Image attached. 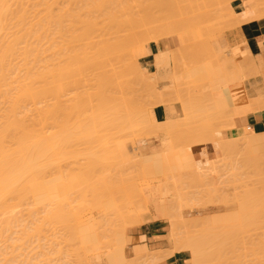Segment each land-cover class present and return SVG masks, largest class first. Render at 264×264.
Returning <instances> with one entry per match:
<instances>
[{"label":"rangeland","instance_id":"1","mask_svg":"<svg viewBox=\"0 0 264 264\" xmlns=\"http://www.w3.org/2000/svg\"><path fill=\"white\" fill-rule=\"evenodd\" d=\"M27 1H32V0H26V2L23 1V4L24 3L25 4L26 3L27 4L30 3L27 6L24 4V6H26V7H29L30 6L31 9L33 7L36 8L34 11H36L37 13H35V12L33 13V11H32L33 9L31 10V13H30V14H34V16L31 15V18L33 17V19H34L35 16H36L35 19H37L38 18L37 15H39L40 12L42 13V11L44 12V10H45L44 8L47 7V6H45V7L43 6V5H47V4H44V1H42L43 4L42 3H37V6L40 4V6L43 7V9L41 7V10L39 12V9L37 10L38 7H35L37 1L34 2L35 4L32 7H31V5L33 4V2H27ZM48 1H50L51 4H52V1L51 0H48ZM48 1L46 3H49ZM53 1H54V4H55V0H53ZM57 1H58V3L61 6H63L64 3L68 2V0H66V2H65V0H57ZM57 1H56V6H57ZM61 1H64L63 4H61ZM92 1L89 2V5H90V3H91V5L95 4V2H94L95 0L93 1V4H92ZM96 1H98V0H96ZM113 1L115 2V0H113ZM126 1L127 0H122V2H126ZM134 1L135 0H133V1L131 0V2H134ZM141 1L143 3V4L140 3L141 6L138 5L139 2L137 3V8L139 6V12L140 13L136 12L137 8L134 7V5H135L134 3L136 1L133 3V7H132V5H128L129 4L128 3L129 1L126 2V3H128L127 5L130 6V7H132V9L134 8L133 9V12H136L139 15L141 14V12H145L146 8H148V4L149 3L153 4V5L150 4L151 6L149 5L150 7L148 8L149 10L150 9L152 10V8L154 6V0H153V3L152 2H149L148 4H146L147 6L145 5L146 6L145 10H144V8H142L143 11L140 10V7H142V6L144 7V4L146 2L144 3L143 0H141ZM144 1H150V0H144ZM180 1H182V2H180ZM180 1L178 3V1L176 2L174 0L175 3H178L180 5H183L184 4L183 3V0H180ZM186 1H188V0H186ZM192 1L193 0H189L188 1L190 5L192 4ZM198 1H202V0H198ZM210 1L211 0H209V2ZM38 2H41V1L38 0ZM71 2L73 3L72 0H71ZM81 2L82 3L79 4V6L81 4L83 5L81 7H76V5H77V3H79V1L78 2L76 1V4L75 5H73L75 2L73 4H71L70 1L67 3V4L70 3V5L74 7V8L73 7L71 8V6H70L71 9L69 8V10H71V12L73 14V17H71L72 15L69 16L70 19H71V22H72L73 19H75V18L77 19V17H78V16L77 17L74 16V15H77V14H74L73 13V10L74 9H77V8H81L82 9V7H84V0H81ZM99 2H97L95 4V6L97 5V10H98V4H99ZM114 2H111L110 3V0H109V5H111ZM159 2H160V0L157 1L156 4L159 3ZM163 2L166 3V0L163 1ZM188 2H186V3H188ZM209 2H207V3H209ZM101 3L104 4V1H101ZM101 3L99 5H102ZM106 3H108V0L106 1ZM170 3L168 2V4H170ZM59 4H58L59 7H57V8H56V6L53 7V9L50 8V10L51 9L53 10V11L51 10V12H54L55 11V8L59 11V9L62 8V7H60ZM85 4H86V2H85ZM121 4L123 5V7L121 6ZM164 4L162 5L163 7L160 6L161 8L157 4L156 7L154 6L153 9H155V11H157L159 9L160 10L162 9V11H163V9H165L164 13L165 12H170L169 7L168 6H165ZM189 4H187V5H189ZM193 4L195 6L194 8L197 9V12L200 14V11H198V10H201V8H199V7H201L202 4L200 6H198L197 8H196L197 5L195 3H193ZM49 5H50V3H49ZM105 5H107V4H105ZM117 5L119 7H122V10H123V8H125L124 5H126V4L121 3L119 1V2H117L116 6ZM180 5H177V6L180 7ZM187 5H185V6L187 7ZM204 5H205V3H204ZM204 5L202 6L203 8L205 6H207V5H205V6ZM233 5H236V4H233ZM107 6H105L104 9H101L100 8L101 6H100L99 7L100 10H98V11H101V12H102V10H103V12H104V10L107 11L105 9V8H107ZM157 6L159 7V9L157 8ZM164 6L165 7H168L167 9H169V10H167ZM173 6L176 7V5H173ZM86 7L88 8V2H87V6ZM112 7H113V5H112ZM190 7L188 9H190ZM47 8H49V6ZM89 8L93 9L92 6L89 7ZM102 8H103V6H102ZM109 8H110V13H111V12H113V10L111 11V9H115L116 7L115 8L114 7L111 8V6L110 7L108 6L107 9H109ZM126 8H128V7H126ZM172 8H171V11H174L173 10L174 8L173 9ZM194 8H191L189 11H187V13L190 12V11H193L192 12L193 15H196V12H194V10H195ZM81 9L79 11H81ZM91 9H89V10H91ZM95 9L96 8L94 7V10ZM116 9L114 11H116ZM185 9H187V8H185ZM192 9H194V10H192ZM47 10H49V9H47ZM57 10H56V13H57ZM64 10L62 8V10H60V11H64ZM67 10L64 11L65 14L69 11V10L68 11ZM97 10H95V11L97 12ZM119 10H120V8H118V11ZM149 10L146 11V13H142V15L144 14L143 15L144 19H143L142 15L139 16L140 18L142 17L141 19H139V17H137L138 14L135 15L136 13H133L131 11L133 13V15H135V17H136L137 20H134V16L133 15L131 16L133 18H131L130 16L128 17V15H129V9H126V12L128 13V14L125 13L126 15L125 14H123V15L121 14L120 15L119 13H123L121 11L119 13L116 12L120 16L128 17V19H130V22H131V25H129L128 23H130V22H128L127 23L128 26L126 24H124V26L123 25L122 26L124 27V29L126 28L125 26H127L126 30L127 31L129 30L128 32H130V30H131V32H132V33L130 32L131 35L129 36V34L127 33V35H128L127 37L130 38L132 36L133 37L132 40L131 39L129 40V38H126V34H125L124 29H123V32H124L125 35L124 34L121 35L122 38H123L121 40H125L126 39V40L131 41V43H137L140 40V38L143 39L142 41H144L145 40L144 38H146V36L148 37V35L150 36V33L152 34V33L155 32L154 34H156V32H158V31L159 32L162 31L163 33L164 32L165 33L168 32L169 29H167V27L170 24H172V23H170L168 26L166 25V23H164V26H163L162 24L161 25L159 24L161 22H156V21H162L163 18L167 19V17L169 15H171V13L170 14L168 13L169 15L166 17V14L163 15L162 14L163 12L161 11V13H160L161 14V17L159 16L160 14H158V16H159L158 17V16H154L156 13L154 14V12L152 10V15L155 17L154 18V17L151 16V11L149 12ZM160 10L157 13H159ZM182 10H183V8H182ZM29 11H30V9H29ZM49 11L47 13H49ZM79 11L77 13H80ZM177 11L180 12L181 11L180 8H179V10H176V12ZM201 11L203 12V9ZM71 12H69V14H71ZM85 12L86 11H84V12L81 11L82 17L84 15L86 16ZM88 12H86V13H88ZM44 13H42V14H44ZM56 13H55V15H56ZM59 13H61V12H59ZM104 13H106V12H104ZM104 13H102V14L104 15ZM149 13H150V15H148ZM185 13H184V16L187 15V14L185 15ZM42 14H41V16H42ZM65 14L62 13L60 15L65 16ZM98 14L99 13H97V17L95 19L93 17V19L95 20V22H96V19L97 18H98V20H100L99 17L102 16L101 13H100L101 16L98 15ZM111 14H109V18H110V15ZM145 14H147L148 16H151L153 18V20L158 24V26H157V24H154L153 22H151V24L153 26V29L155 28L154 30H157V28L160 25V27H159L160 29L158 28L159 30H157V31H154V30L151 31L152 30V26L150 27V25H148V24H150V21H149L150 18L147 19L148 16H146ZM191 14H189L188 16H190ZM50 15H53V20L56 19V16H59V15H56L55 16L54 13L53 14H50ZM88 15L90 16L92 14H88ZM95 15H93V16H95ZM106 15H104V16H106ZM114 15L116 16L117 14H114ZM119 15L116 16V18H120ZM203 15H205V14H203ZM43 16H42V18H43ZM45 16H46V17H44L45 18L44 19L45 20L44 21L45 22V25H47V27H48V24L51 25V26L48 27V29H50V32H51V30L53 28L55 29V25H56L55 24V21H53L54 24L52 25V23H51L52 17H51V19H50L51 21L49 23L48 22L46 23L47 18H48L49 15L48 14H45ZM67 16H68V14H67ZM80 16L81 15L79 14V19L81 18ZM89 16H87V17H89ZM104 16H103V18H104ZM59 17H57V18H59ZM111 17H113V19L115 18L113 15ZM191 17H189L188 19L190 20ZM193 17L195 18L196 16H193ZM211 17H213V16H211ZM122 18L124 19V17H122ZM159 18H162V19L160 20ZM172 18H174V17H172ZM175 18H177V17H175ZM175 18H174V20H175ZM179 18L180 19L181 18L183 19L182 16L179 17ZM186 18H187V16H186ZM40 19H37V20H40ZM59 19H62V16ZM65 19H67V21H70V19L68 17L67 18L64 17V19H62V20L66 22ZM76 19L73 20V21L74 22H79V19H77V20ZM88 19L89 18H87L86 20H88ZM113 19H110V20L107 19V20H109V21L112 20L113 21ZM126 19H124V22L128 21ZM142 19L143 20L146 19V20L144 22H142ZM157 19H159V20H157ZM170 19L171 18H169V20H166V21H170ZM191 19H193V18H191ZM206 19H209V18H206ZM37 20L34 21L35 23L32 20L33 25L34 24L37 25L36 24ZM83 20H84V18L82 19V22H83ZM131 20L132 21L134 20V21L132 22ZM174 20H171L170 22H172ZM202 20H204V19H202ZM214 20H215V18L213 19V22H216V20L218 21V19H216L215 21ZM219 20H220V22H218V23H221V24H218V23H212V24H214L215 26H219L220 25V27H216L215 28L211 24L210 27H209V29H211V27H212L211 30H212L213 33L214 32H217V34L218 33L223 34L224 36L222 35V39H224V38L228 39L230 41L231 45L234 44V43H236V42H238L239 38L237 36V33L236 32L235 33H230L228 31V29H225V27H224L225 26L224 20H222V19H219ZM61 21H59V22L61 23ZM63 21H62V23H63ZM101 21H100V23H101ZM104 21L105 20H103V22ZM121 21H122V19H121ZM176 21L179 22L180 20L176 19L175 20V23H176ZM185 21L187 22V19ZM191 21H193V20H191ZM196 21H198V20H196ZM56 22H57V20H56ZM118 22L116 23V21H114L113 22L114 24L112 23L113 24L112 26L116 28L115 25H117ZM135 22H136V24H135ZM141 22H142V24H140ZM193 22H192V24H193ZM68 23L69 24H72L70 22H68ZM79 23L81 24V22H79ZM83 23H85V21ZM144 23H145V28H142L144 26L143 25ZM180 23H181V21H180ZM198 23H197V25L196 24L193 25L194 26L193 28L190 26L191 23H188V24L185 23V24H187L188 27L190 26V28L187 27L189 30L190 29L196 30V31H198V33L200 35L199 38L196 41L195 40H192V41H195L196 43L195 42H191L190 43L191 45L187 43L188 44V47H191L192 46L191 47L192 48V53H191V50L188 51V53H187V51L184 52V49L183 48L185 47L186 43L173 45L171 42H165L164 41L163 42L164 49L162 50V54L159 57H153V61H154L153 64H154V67L155 68H153L152 71H154V73H150V72L147 71L146 73H144L142 75V76H144V77H142L143 78L142 81H140L138 79V77H136V79H134L135 76H133V75H127L126 74L127 76H123L121 74V73L124 74L126 72V70H128V69L125 70V66H127V65L130 66V63H131V67H134L135 66V62L137 60H135L133 58V56H132V58H133V60H132V59H130V57H126L128 55L123 56L119 52H117V55H120L121 57H124L125 59L128 58V61L127 62H129V63H127V62H121V61L120 62L119 61H116V58H117L116 54L111 55L112 56L111 57L112 59H110V60H112L111 62L109 60H108L109 61L108 62L105 59H104V62H103V59H102L103 64H102V62H100L101 64L100 63H96V64H100V65L93 64L94 63L92 61L93 59H91L90 62H92V65H90L89 62H87V63H89L90 66H93V65L95 67L97 66L95 69H91L92 67H90V69L88 70L89 67H87V65H85V67L87 68V71H84L86 69H84V67H82V69H83L84 72L81 69V71H80L81 73L80 74H79V72H77V74L76 73H73V74L70 73V74H72L70 76L73 77L75 80L73 78H70L69 79V82H71V83L68 82V85L71 84L73 87H75L76 85L74 86L72 84V81H78V79H79V81H78L79 83L78 82H75V84L78 83L77 86H79L80 83H81L80 86L82 87L83 85H85L84 88L83 87L82 88L81 87H77V88H74L73 89L70 86V88L72 90H69L70 88L68 86H67L68 89H67V87H65L67 84H65V86L63 85L65 82H67L65 80V81H63L64 82L63 84H61L62 82L60 83L61 85H63L68 90L67 91L62 86L66 90L65 95L63 93V92H65V90L63 91V90L59 89V88H62L61 85H60V87L58 85L59 88L55 85V87L58 88L57 90L58 91L61 90V92L63 93V96L61 95V97H64L63 98L64 100L61 99L60 95H59L60 99H57L58 96H57V98H54L56 96L55 93L57 92V91L55 92L56 88H54V86H52L53 87L52 88L53 89L52 93H50L52 89L49 90V91L47 90L48 93H49V95L52 94V95H50V97H49V95L47 97V99L48 98H50V99L46 100L45 99L46 98L45 97L46 95L44 96L43 99H41L43 101V103H44V101H48L46 103V106L44 105L45 103L43 104L41 100L38 101L37 99H35V101L37 100L38 103H36L35 106L33 104V108L31 106V108L33 109V110L31 109V111H32L31 113L34 116H35V111L34 110H36V108L34 109V107H36V105H38V104H39V106H41V108H39V109H44L46 112H48V109L49 108L51 110V112L50 111L48 112V119H51V120H48L50 122L46 126L47 128H45V125L46 124L45 125L43 124V125H39L38 126L41 129V131H42V127H40V126H44L43 127V131H45V133H47L46 135H47V138L49 139V141L47 140L48 141V144L49 145L50 144H54V141L57 140V138H56L57 136H58V138L59 137L61 138V136L62 137L64 136V141L62 140L63 143L61 142V140H60L61 143L59 141H57V142H59V148H60V151L59 152L57 151V154L58 155L60 154L59 156L57 154H55V150L58 149V148L56 149V146L58 144L56 143L57 145L55 146V148H52L53 145H50V148L52 149V151H54V153H52V151L50 149L49 152H51V153H49V157H48V161H47V163H48L47 172L45 171L46 172V174H45V172L43 170L44 173H41L42 175L45 174V177H44L45 179L42 177L43 178V181H42L41 178L39 180L37 177H35V174H34L33 178L35 177L38 180L35 182L34 181L35 179L33 180V178H30L31 179V181H30L31 183L29 182V184H28L25 181L24 178H26V179L28 178V180H30L29 177H30L31 173H33V171H31L29 177H28V173L29 172H24V173L27 174V177H26V175H24L23 178H20L19 179L20 181L18 180L19 182L16 181L18 183H15L17 185V186L15 185V186H16V188L18 190V184H20L21 181L24 180V184H26L25 190H27L26 192H28L27 195H26V192H24V194L26 196H29L30 189H31V191H34L33 192L34 195H31L30 194L31 196L27 197L28 198L27 199L25 195L22 196V194H23V192H21L22 189L21 188L19 189L20 191H18V192H20V194L22 196L21 197L22 200H23V197L25 196L24 198H26L27 201H28L27 202L24 199V201H23L24 203L23 204H21V201L22 200H21V198H19L20 194H18V192L16 191V195H15V198L16 199H15V201L18 204L16 205V202H15V208L17 209V210L15 209V217H19L20 214L22 216V213H24V215L22 216L23 219L21 218V216H20V218H15L16 219V221H15V225H16V227H15V252L17 251L16 254H15V258L18 261V262L15 261L16 262L15 264H17V263L18 264H20V263L22 264V260H20L22 258L24 260L23 261L24 262L23 264H30L29 262H32L31 264H34V262H36L35 264H89L90 263L89 260L91 258H93L94 255H96L101 261L97 262L94 259L93 260L94 262L92 261L90 264H93V263L95 264V261L97 262L96 264H165V261H166L167 258H169L170 256H172L176 252H181V251H187V252H189V257L190 258L186 261V264H193V263L195 264V260H194L195 257L193 258V256H195V255H193V253H192L193 252V249L191 250L190 248L191 247H194V245L197 242H199V239H203L202 236H204V233L208 229H210L208 231H210V233L212 232V236L213 235H216L217 231H218L219 235L216 236L217 238H216V240H215L214 243H216V242L217 243L215 245L212 242V240L214 241L213 237L210 236L212 239L208 242L210 244H208L207 248L208 247L209 248L212 247L211 248V251L212 250L213 251H215V250L216 251H221V247H222L221 244H222V242L224 243L228 239H225V241L223 240V237L220 236V235H222V233L224 231V228H221V229H219V228L222 226V224H224V225H228L229 224V222L231 220V218L229 219L230 212H232V213L234 212L233 214H235V215H233V216L234 217L235 216L238 217V215H236V214L240 213V210L239 209H241V208L243 209V210H241V211H243L242 212L243 215L240 218H241V220L243 219V221H244V222H242V221L240 222L241 225H243L244 223L247 225L248 222L250 224H249V226L247 225V228H246V225L245 224L243 225L245 227L239 226V225L235 224V226L236 225L239 226L240 228L239 227L238 228L240 230H242V232H245V233L243 234V238H244L243 239L242 238V235H241L242 232L239 231L237 233L238 235L236 236V238L234 237L235 238L234 241L235 242H237V241L243 242V243H240V242L236 243L237 246H239L238 244H240V246L242 244L243 247H240L239 246L238 249H240V250L238 252L233 253V254H231V253L228 254V260H225L224 258H222L221 256H219L218 258H220V260L218 258H215V260H212L211 262L209 261V263H207V264H254L255 262L258 263V261L260 262L259 264H261V263L264 262V252H263L264 251V247H263V245H264V240H263L264 239L263 238L264 237V235H263L264 234V226L261 227L262 225H264V224H262V222H264L263 221L264 220V218H263L264 217V205H263L264 204V147L263 148L252 149V151H251L246 146L245 141H243L242 139H239L238 138V140H236L235 139L236 136L235 137H232L230 135L226 136V133L225 132L227 131V129H226L227 128L226 127L227 125L226 124L228 122L227 121L228 112H226V109L222 111V107L219 109L218 112H217V110L216 111L215 110H211L210 111L212 102L210 101V98H209V95H210L209 90L211 92H215L216 90L217 91L220 90L218 88L216 89V88L210 87L211 84L214 83L217 80L216 78H218L219 76H221V78H219V81L222 82L223 80L221 81L220 79H223L222 77H223L224 74H225V76H231V77L232 76H236L235 77V79H236L238 73L236 74V71H234L235 72L234 73L235 75H234L233 74V71H232V75L229 74L227 71H230V68H227L226 71H225V69H223L225 72H223V70H220L218 67H215V68L214 67L213 68L210 67L211 70L210 69H207L206 70L207 65H209L208 63H214L215 60H213L214 59L213 58V55H212V60H211V58H209L208 61L205 60V58H207L205 56H207V55H210L211 56V54H213L212 50H208V48L211 49V47H212L211 45L212 44L209 45V44H207V42H203V39H205V41L208 40V39H206L207 38L206 35H205L206 38L203 37V34L201 33L200 29L198 28ZM63 24H64V28L68 27L67 25H69V24H66L65 25V23H63ZM75 24H77V23H75ZM87 24H89V23L87 22ZM122 24H123V21H122ZM132 24L134 25L133 27H132ZM153 24L156 25V27H154ZM178 24L176 23V25H178ZM185 24L184 25L182 24L181 26L180 25L175 26V24H174V26L173 25H170V26H172L171 27L172 29L174 27V29L173 30H170V31H172V32H178L180 29H183V26H185ZM216 24H218V25H216ZM35 25L33 26L34 28H35ZM96 25H98V24H96ZM110 25L107 24V25L103 26V24H102V27H105L106 28L107 26L109 27ZM120 25H121V23L119 22V25H117V28L120 27ZM136 25H138V26H136ZM52 26H53V28L51 29ZM73 26L72 27L69 26L70 27V28L68 27L69 29L68 28L64 29L65 31L67 30L66 31L67 34H68L67 37L69 36V33H68L69 30H70V32L73 33V30H75L76 27H77V25L74 26V29L72 30L71 28H73ZM84 26H85V24H83L82 26H79L78 27L79 30H80L81 27H83L85 29L87 28L86 26L85 27ZM161 26L162 27H165L163 29L164 31L161 30L162 29ZM57 27L58 26L56 25V28ZM60 27H61L60 30H62L63 29L62 24H60ZM91 27L93 28V31H92V28H90L91 31H92L90 33H93L95 30L97 31V29L99 28V25H98V28L95 27L96 29H94V25L91 26ZM123 27H120V28H123ZM136 27L137 28L139 27L138 29L141 28L140 31L145 30L146 28H148L147 30L144 31V33H146L145 34V37L143 36L144 35L143 31H142V33L140 32V34H142V35L138 34L139 36H142L144 38L140 37L138 39V35H136V34L139 33V31H138V29H136ZM176 27L177 28L179 27L180 29L175 30ZM227 27H228V25H227ZM37 28L34 29V30H37ZM59 28H57V31H60ZM78 28L76 30H78ZM105 28L102 30L103 32H106L108 30H112V27H111V29H110V27L108 29L106 28V31H105ZM117 28H116V30H118ZM134 28H135V30H134ZM149 28H151V29H149ZM46 29H44V31L41 29L42 30V32H41L40 31V28H39L38 29L39 32L38 31H35V32H33V35H34V33H38L40 37H38L37 34H36V38L39 39L42 36H44V37H42L43 40H44V38L46 37L45 34H47L48 36L51 35V34H54L53 32L55 30L54 31L52 30L51 34H49V31L47 33V30ZM85 29H83V30L81 29L82 30V33H83V31ZM90 29H88V30L90 31ZM81 30H80V33H77V34L82 35L81 34ZM75 31H74V33H75ZM99 31H100V29L97 32H99ZM102 31H101V33H102ZM121 31H122V29H120V32L119 33H121ZM146 31L148 32V35H147V32ZM40 32H41V34H40ZM76 32H78V31H76ZM86 32H87V29H86ZM86 32L84 31V36H85V33ZM108 32H111V31H108ZM108 32L105 33V37L107 36L106 34L109 35ZM112 32H116V31H113L112 30ZM112 32H111V35H112ZM117 33H118V31H117ZM55 34H57V32ZM55 34H54V37L55 38L52 36L54 38V40H53V38H51L49 36L50 37V40H53L52 41L53 43L50 41L51 44L49 42V37H46V41H47V38H48V42H49V44H47V45H50V46H46L45 45V42H44L43 44L45 45L46 48L48 47V49H49V47L53 46V44L56 45L55 48L58 47V46L61 47L62 45L65 46L64 43H62V45H60L59 43H61V41L65 42L66 37L63 39V37L57 35V36L60 37V40H61L59 42V40L56 39ZM59 34H62V31ZM64 34L65 33H63L62 35L64 36ZM88 34H89V32H88ZM88 34H86V35L89 36ZM113 35H114V33H113ZM113 35H112V37L109 36L110 37L109 38V41L112 40L111 38H113ZM71 36L73 37L72 34H71ZM90 36H91V34H90ZM92 36H93L92 38L95 37L94 43L95 42L98 43L99 41H102L100 39H102L104 37V35H103V37H101L99 39L97 37V33H96V36H94L93 34H92ZM98 36H101V35L98 34ZM121 36L119 34V37L120 38H121ZM124 36H125V39H124ZM134 36H135V38H134ZM136 36H137V38H136ZM31 37H30V39H31ZM74 37L72 39H74ZM79 37L80 38H83L82 36H79ZM36 38L34 39L36 41H34V40H31V41L34 44H35V42H37V43L39 42L40 44H42L41 43L42 42V40H41L42 38L40 39L41 42L39 40H37ZM69 38H70V36H69ZM69 38H67V39H69ZM75 38L77 39V37H75ZM88 38L85 37L83 40L86 41ZM55 39H56V41L58 40V42H56L57 44H59L58 46H57V44L54 43ZM70 39H69V41H70ZM76 39H75V41H76ZM96 39H99V41H97ZM103 39L105 40V38H103ZM135 39L136 40L138 39V40L135 42ZM77 40H78L79 43L83 41V40L82 41H79V38ZM89 40L90 39H88V41ZM93 40H91L89 42L87 41V43H90ZM104 40L101 43H104L106 41V40L105 41ZM126 40H125V42L122 41V42H124L126 44V46H124V43H122V42H119V43H120V45L122 43V45H123L124 48L127 47V50H126V52H127L128 49H130L133 44L130 45V42L129 41H126ZM133 40H134V42H133ZM115 41H119V40H117L115 38ZM115 41H113V42H115ZM201 41H202V44L200 43ZM67 42H68V40L65 43H67ZM78 42H74V44L75 43H78ZM113 42H112V45L114 44ZM37 43H36V45L38 46ZM72 43H73V41H72ZM119 43H117V45H119ZM203 43H204V45H203ZM230 43H225L226 47H230ZM74 44H73V47L74 46L76 47L78 45H82L83 43H80V44H77V45L76 44L74 45ZM98 44H100V42ZM104 44L106 45V43H104ZM128 44H129V46H128ZM44 45H39L41 48L39 46L38 47L40 49H43L42 46H44ZM68 45H70V42L68 43ZM103 45H101V46H103ZM198 45H200V46H198ZM101 46H100V48H101ZM113 46H115V45H113ZM68 47L69 46H67L66 48H68ZM117 47H120V46H116V48ZM195 47L198 48V49H196ZM46 48H44V50ZM66 48H64L66 50V52L64 51L66 54H68L67 53L68 50L69 51L71 50L70 52L73 51V49H71L70 47H69L70 49L69 48L66 49ZM134 48L135 47H132L131 50H133ZM202 48H203V50H202ZM50 49H52V48H50ZM188 49H190V48H188ZM227 49H229V48H227ZM102 50H104V49H102ZM113 50H111V51L113 52ZM197 50H199L198 52H200V54H198L199 59L201 58V56L203 58V55H201V54H203V53L206 54L207 52H209V53H207V55H204V59L203 60L193 61V59H195L197 57V54H196ZM105 51H103V52H105ZM115 51H117V50H115ZM203 51H206V53L203 52ZM42 52L44 53L46 51H42ZM103 52L101 53L102 55L105 54V53L103 54ZM166 52L175 54L176 55L175 58L172 59L171 58V55L170 54L169 55L166 54ZM201 52H203V53H201ZM43 53H40V54H43ZM114 53H116V52H114ZM183 53H185V54H183ZM40 54H39V56L41 57ZM52 54H54V53L51 52V55ZM70 54H68V56H70ZM47 55H48V57L50 56L51 62L49 64H47L48 62H46V64H47V66L50 67V65L51 66L53 65L52 58H54L53 60H55V57H53L55 55H53L52 58H51V55L50 54L45 53V58H46ZM114 55L116 57H113ZM183 55H185V56H183ZM43 56H44V54H43ZM43 56L41 57L42 58L41 59L42 61H43V59H45ZM120 56H118V57H120ZM193 56H194V58H193ZM59 57H62V56H59ZM142 57H144V56H140L139 57V59H138L139 63H140V59ZM190 57L193 58V59H191ZM62 58H58V59H62ZM68 58L69 57H67L66 59H68ZM113 58L115 59V61H113ZM48 59L46 58L45 60L48 61ZM50 59H49V61H50ZM98 59H96V60H98ZM122 59L123 58H121L119 60H122ZM35 60H37V59H35ZM35 60H34V63H40L39 60H38V62L37 61L35 62ZM63 60H65V59H63ZM209 60H211V62ZM61 61H60V63H62ZM98 61H101V60H98ZM106 61L108 63H110V65L113 64L115 66L112 65V67H111L110 65H108V63ZM244 61H243V59L240 61L242 63V65H243V67H244V63H245ZM246 61H247V58H246ZM63 62H65L63 64L66 65L67 62L69 63V60H66V61H63ZM105 62L107 63V65H105L106 64ZM240 62H238V63H240ZM34 63H33V65H34ZM55 63L58 66V63L59 62H55ZM60 63H59V65H60ZM124 63H125V66H124ZM126 63H127V65H126ZM46 64L44 63V66H42V67H44V68L46 67L47 68V66H45ZM63 64H62V67L64 66ZM71 64H72V62L70 61V64H67V66H69ZM121 64H123L122 67H124L123 70H125L123 72L121 71L122 70V67L120 69ZM247 64H248V61H247ZM36 65H38V64H36ZM40 65L41 64H39L38 67ZM72 65L69 66V67H72ZM101 65L102 66L103 65L107 66V67H105V66H103V67H105V69L108 68V69H106V70H108V72L105 69L104 70L99 69V68L102 67ZM57 66H55V67H57ZM60 67H61V65L57 69H60ZM110 67H111V69H110ZM113 67H114V69H112ZM116 67H118V68H116ZM34 68H35V65H34ZM37 68H36V71H38V69H39V68L38 69ZM44 68H42V71H43ZM52 68L53 67H51L49 69L52 70ZM67 68L65 69L66 72L68 71ZM75 68L72 67V69H75ZM97 68L100 70V72L97 71L98 70ZM126 68H128V67H126ZM244 68L247 69V70H245V76L247 78L245 80L243 79L244 80L243 83L245 85L247 82H249L253 78L254 75H252L253 73H252V71H250L251 69L249 70V68H251V65L250 64L248 66L245 65ZM116 69H117V71H116ZM40 70H41V68H40ZM90 70H92L93 72L90 71ZM94 70H95V73H94ZM131 70H133V69H131ZM77 71H78V69H77ZM205 71H207L208 74H209V71H211L212 73H217L219 76H216L215 78H210L209 79L208 77H205ZM59 72L57 73L58 75H56V74L54 75V73L52 74V75H54V77H56L55 79L53 77V79L55 80V82L56 81L58 82L60 80V77H59V80L57 78V76H60L59 74L61 72L60 73ZM62 72L64 73V71H62ZM98 72H99V76L101 78L98 77ZM101 72H102V76H101ZM115 72L116 73L117 72L118 73L120 72V73H119V75H117V74L114 75ZM129 72L131 73V71H129ZM218 72H220V73H218ZM106 73H107L108 76H106ZM130 73H128V74H130ZM111 74H113V75H111ZM47 75H48V73H47ZM135 75H136V72H135ZM48 76L50 77L51 75H48ZM95 76H97V77H95ZM103 76H105V77H103ZM116 76H118L117 77V80H115ZM49 77H48V80L49 79L53 80L52 77H50V78ZM112 77H115V78H112ZM65 78L67 79V77H65ZM103 78L104 79L105 78L106 79L107 78L108 79L112 78L113 79V80L111 79L112 82L115 81L116 84H118V81L122 80L121 82H119V84H120V87H123V88L120 89V87L119 88L113 87V86L116 85L115 82H114L113 86H112V84H111V86L113 87V89L116 88L118 90V92L117 91L116 92L115 91L113 92V90L112 91L111 90L108 91L109 89H111L110 88L111 86L108 84L107 87L108 86H110V87H108L109 89L107 90L106 94L104 93L106 90L105 89L102 90V91H104L103 92L104 94H103L100 91L102 88L99 89L98 88V85H100V83L103 82L102 84H105L104 87L107 88L106 87V83H109V82H106V80L105 81H102ZM132 79H133V81H132ZM137 79H138V81H136ZM93 80H95L96 82L93 81ZM97 80H99V81H97ZM100 80H101V82H100ZM232 80H234V77L232 78ZM47 81H46V83H47ZM80 81H82V82H80ZM124 81L126 82V84H125ZM127 81H129V82H127ZM97 82H100V83H97ZM104 82H106V83H104ZM133 82H134V84H133ZM52 83H53V81H51V84ZM93 83H95V84H93ZM135 83H136V85H135ZM36 84H38V81H35V83H34V88L36 90L38 89V87H40V86L42 87V85H40L42 83H39L40 86L37 85L38 87L36 86ZM51 84H50V80H49L48 81V85H51ZM57 84H59V83H57ZM124 84H125L126 87H124ZM129 84H130V87H128ZM131 84H133V85H131ZM90 86H92V87H90ZM102 86L103 85H100L99 87H102ZM195 86H197V87H195ZM217 86H215V87H217ZM231 86H234V85H231ZM220 87H222V86H220ZM48 88H51V86L50 87L48 86L47 89ZM78 88H81V89H79L78 91L77 90L74 91L75 89H78ZM126 89H128V92H126L127 91ZM97 90H99V91H97ZM119 90H123L122 93ZM130 90H132V91H130ZM196 91H200V92L196 93ZM123 92H126V93H123ZM62 93H60V94H62ZM101 93H102V97L100 96ZM104 95H107V97L109 96V99L110 100L109 99L108 100H105L104 99L105 100V103H106V101L108 102V104H107L108 106H110L109 104H114V105H117V106H120V104H121L122 106L118 109V110H121V111L118 112V110H116L117 109V106L112 105V106L108 107L107 105H105L104 102H103L104 101L103 98H105L106 96L103 97ZM78 96H80V97H78ZM85 96H87V97H85ZM76 97L78 98V100H77ZM100 97L102 98V100H100ZM79 98H81V99L79 100ZM54 99H55V101L56 100L57 101L59 100L58 102H60V103H56V102L54 103L53 102ZM60 100L64 101V103L62 101H60ZM99 100L102 101V104H101V102ZM49 101H51V102L49 103ZM73 101H75V102H73ZM98 101H99V103H98ZM135 102H136L137 105H135ZM137 102H139V104ZM77 103L79 105H81V106L80 107L77 106ZM124 103H127V104L124 105ZM48 104L49 105L52 104V108L53 109L51 108V105L48 106ZM55 104H56V106H54ZM103 104H104V106H103ZM130 104H131V108L134 111L131 108L130 109H127V108L130 107ZM73 105H76L75 107L76 108L78 107V108L76 109ZM100 106H103L104 109L102 107H100ZM105 106H107L106 109H108V110L111 109V107H115V110L118 112V114H116L117 116L119 115L120 112H121L120 115L123 116L126 113L125 111H127V115L125 114L123 116V118L126 121H123L122 122L121 120H123V118L121 116H119L120 118H118L120 120L119 122H121V123H119V122L116 123L117 120L115 121L113 119L115 117L111 118L115 122H113V120L110 121L112 124H106L105 127L103 126L105 129L103 127H101L103 129L98 128V129H101L100 131H103L104 130L103 133H101V136L102 137H98L99 139L101 138V140H98L97 139L96 141H98V142H95V141L93 142L92 141L93 143L92 142L90 143L91 140L89 142H88V140L89 139H92L93 140V137L95 136V134L97 136V134L100 131L98 130V133L95 132V134H91L90 133L88 136L85 134L86 136H84V132H85L84 129L85 128H88L89 129V128H92V127L94 128L96 126L95 124H98L99 123V121H98V123H96L97 121L95 122L96 119H94L93 122H95V123H93L91 121V119H89V118H92V116H95L96 115L95 112L97 113V111H102V110L105 111L106 110L105 109ZM126 106H128V107H126ZM158 106L167 107L166 108L167 117H166V119L164 121H157L156 118H155L154 109L156 107H158ZM57 109L60 110V111H58ZM113 109L109 110L110 111V116H111V111ZM52 110L53 111L55 110V112H53ZM128 110H130L132 112H130ZM33 111H34V113H33ZM104 111H103V114H105V115H103V114L102 115L103 116H106L108 114V112H106L107 113L106 114V113H104ZM61 112L64 113V114H62ZM112 112H114V111H112ZM135 112H136V114H133ZM36 113H38V107H37ZM49 113H51V114L49 115ZM100 113H102V112H99V115H100ZM230 113L231 112H229V114ZM52 114H53V116L50 118V116ZM69 114H71L70 119H69ZM74 114H75V116H74ZM128 114H131V115L129 116ZM132 114L135 116L134 117V120L132 119V117H133ZM38 115L39 114H37L36 116L38 117ZM46 115H47V113L44 116V119L45 120H46V117H47ZM72 115H73V117H72ZM113 115H115V113ZM57 116H59V117H57ZM78 116H79V118H78ZM125 116H128V117H125ZM37 117H36V120L38 119ZM71 117L73 119L76 118L75 121ZM108 117L109 116L107 115L105 117V119L106 118L108 119ZM137 117H139V119H137ZM32 118L33 117L31 116V122L33 123L34 130H35L36 133H38L40 131V129L37 127V125L40 124V123H38V120L40 118L37 121L35 120V117L33 119ZM58 118H59V120H58ZM52 119H54V120H52ZM97 119H98V117H97ZM101 119H104V118L101 116ZM111 119H108L105 122H107V121H109ZM116 119H117V117H116ZM127 119H131V120H127ZM146 119L148 120V123H150V125L146 123V121H147ZM62 120H63V122H62ZM99 120H100V117H99ZM103 121L104 120H102L101 122L102 123H105ZM129 121H130V123H128L129 125H127V122H129ZM136 121H137V124H135ZM36 122L38 124H36ZM125 122H126V124H125ZM143 122L146 123L147 125H143L144 124ZM165 122L168 123L167 125L169 126V128H170L171 131L168 130L169 128H167L165 126ZM45 123H47V122H45ZM155 123H160V124H155ZM101 125L102 124H100V126ZM126 125H127V127H126ZM148 125H149V127H147ZM135 126L137 128H135ZM141 126H143V127H141ZM162 126L165 127V128H167V129L166 130H161L163 128ZM97 127H95V128H97ZM138 127L141 128V129L142 128L145 129V133L142 131V133L139 132L140 133L139 135L135 134L134 133L135 132L134 129L138 130L139 129ZM37 128L39 130L38 132H37ZM93 128H92V131L94 130ZM131 130L134 131V132L133 133L132 132L128 133V131H131ZM89 131H91V130H88V131L86 130L85 133H87ZM95 131H97V129H95ZM168 131H170L172 133L174 132L173 133L174 138H173V136H172V138L170 137L171 133H169ZM59 133H61V136H59ZM127 133L129 134L130 137L128 136ZM71 134H75L76 136H79L80 138L76 137V139L73 138L74 140H72V139H70L71 136H69L70 138L68 137V135H71ZM133 134H134V138L132 136ZM98 135H100V133ZM165 136H167V138L170 141V148L167 150V153L166 154H163V152L159 148V144H160L161 140ZM175 138H176V141L177 142L173 141ZM228 139H231L230 141L233 142V144L230 143V145H235L236 144L234 146V148H235L234 150L235 151L233 149L231 150V149L227 148L228 147V144L227 143L229 142ZM128 143L129 144L131 143L130 144L131 146H129ZM140 143H144V144L145 143H150V147H151L150 153L145 154V151L144 150H141V148L139 147ZM125 145H128L129 146V147H127V149H125V150H128V153L126 152L127 153L126 154L124 152L123 154H126L128 156V158H130V156L132 155V152H133V154L134 153L136 154V155H134V157L132 155L131 156L132 158H130L131 160H128V161L126 160V159H128L126 157V155H124V156L122 155V152L124 151L123 148L125 147ZM128 148L131 149V150L133 149V150L132 151L131 150L129 151ZM96 152L98 154H96ZM109 152L111 154H109ZM74 153L77 154V155L75 154L77 157H75L74 155H72L73 156L72 157L70 155V154H74ZM92 153L95 154V155H92ZM103 153H107V155H109L110 157L109 156L107 157V155H104ZM160 153L163 154V155H161ZM128 154H131V155L129 156ZM152 154L153 155H156V156H154V157H156V160H153L155 158H152V159L148 158L149 156H152ZM157 154H160L159 157L160 158L162 157V158L161 159L160 158L157 159L158 158V155ZM101 155L105 156V159ZM111 155L113 156V158H111ZM139 155L141 156V158L140 159L137 158V160H136L135 157H139ZM249 155L250 156L252 155L251 156L252 162H251L250 158H248ZM167 156L169 158H165ZM85 157H87V159H85ZM92 157H94V158L98 157V161H103V160L104 161H103V163L101 162L102 164L100 163L101 165L100 164L97 165V163H99L98 161L97 162L95 161V160H97V158L94 160V162H96V164H94V162H91V158ZM125 157H126V159H125ZM143 157H145V158H143ZM142 158L144 160H142ZM147 158L150 159V161L153 160L152 161V165H154V164H156V165L149 166V165L145 164V163H148V161H146V162H143V161H145V159H147ZM163 158H165L164 159L165 160V163H164V161H162ZM88 159H90V161ZM132 160H133V162H132ZM134 160H136L137 162L134 161ZM87 161L91 162L92 164L91 163L88 164ZM130 161L134 164V166L132 165V163H130ZM154 161L155 162L157 161V162L155 163ZM160 161H162L163 163H161ZM245 161L246 162L248 161V162L246 163ZM134 162L137 163V164L135 165ZM128 163H130V166L128 165ZM141 163H142V167L144 165H145V167L149 166V167H147V169L144 167V171L146 170L147 173H143V175L144 176L145 175L148 176V172H149L150 176H148V177L147 176L144 177L143 175L141 176L142 171H143V168L141 169V166H140ZM87 164H88V166H87ZM93 164L96 165L95 168H93L94 167V166H92ZM91 166L93 168L92 171H91V168H90ZM135 166H137V167H135ZM166 166H168V167H166ZM87 168L90 169V170H88ZM152 168H153L154 172H153ZM149 169H150V171H152V173L149 171ZM38 170H41V169H38ZM137 171H139L141 174H139V176L133 175L135 173L137 174ZM15 173L17 175L19 174V172H15ZM41 174L39 173L37 175H39V177H40ZM129 175H131V176H129ZM20 176H21V174H20ZM72 177H75L76 180L73 181V179H75V178H72ZM135 177H137L138 179H135V180L133 179L134 181H132L131 178H135ZM151 178H153V179H151ZM56 180L59 183H61V187L60 188H59L60 184ZM38 181L39 182H42V183H39ZM37 182H38V184H36ZM55 182H56V184L53 185ZM149 182H150V184L153 187L155 186L157 188L159 186L158 187L159 188L158 191H160V192H162L163 190L164 191L167 190V191H165L166 194H164V191H163L162 194L159 195V198L162 199V200H164L165 204L168 203L170 205V208L167 207V206H169L168 204L165 205V207H167L169 211L171 209H173L174 207H175V210L177 209L176 212H174V209H173L171 213L169 212L170 214L174 213L173 214L174 217L175 216H176V218L179 217V219H181V220L184 219V220H182L183 222L185 220L190 219L191 220L190 222L192 223V228L194 227L193 224L195 223V222H192V221L197 219L196 221H197V223H199V224H197L198 227L196 229L193 228V229L197 230L196 233H198V235H196V237L194 235L195 233L192 231L193 229L191 228V223H190V225H189V223H187L188 225L186 224L187 226L185 228H186V231L188 233H185V230L183 229L184 230L183 236L182 235H178L177 236V239L175 240L177 242H174V240L172 238H170L169 235H168V232L170 231V222H169L170 220H168V221H165L166 224H162L163 225L162 234L164 235V237H161L159 239V242H158L157 246H149V245L147 246L145 243H142L144 241V239L142 238V236L139 237V235H140V233L143 230V226L140 225V223L137 224V222L139 221V222L143 223L144 225L147 222V215H148V212L149 211L146 210V207L143 208V206H145L146 203L143 202L144 200L141 202L142 198H140V197H141V193L144 190V188H146L148 186H149L150 189L152 188V186H150ZM132 183H135V184H132ZM162 183L164 184V186H163ZM24 184L22 183V185H24ZM40 184H42V185H40ZM49 184L52 185L53 187L51 186V188H50L49 187L50 186ZM165 184H166V186H165ZM20 185H19V187H21ZM43 185H45V187ZM63 185H65V186H63ZM132 185H135L134 187H136V188H132L133 187ZM32 187H34V189L36 191ZM35 187H38V188H35ZM16 188H15V190H16ZM40 188H41V190L44 193H42V191H39ZM49 188H50V190H49ZM52 188H54V189H52ZM55 188L56 189L58 188L57 191L55 190ZM44 189H45V191H44ZM51 189H52V191H51ZM25 190H23V191H25ZM53 190H55V192ZM58 190H60V192H58ZM219 190H221V191H219ZM222 190H224L223 191L224 194L221 193ZM227 190L230 192L229 194L226 193ZM248 190H250V191H248ZM255 190H257V191L255 192ZM48 191H49V194L50 195L49 194L47 195ZM128 191L129 192L131 191V192L129 193ZM140 191H141V193H139ZM177 191L179 193H177ZM246 191H247L248 194L251 193V191H253V192L251 194H249V196H248L247 193H246ZM52 192H54V193H52ZM35 193H36V196H35ZM239 193H241V194H239ZM43 194H44L45 197L43 196ZM222 194H223V196H222ZM230 194H232V195L230 196ZM41 195L44 197V199H47L46 200V203L43 202L45 200L43 199V197ZM51 195L53 196L54 199L52 198ZM239 195H242V196L239 197ZM16 196L21 201H19ZM32 197L33 198L35 197V199L37 197H39V198L33 201L32 200L33 199ZM136 197L139 198V199H141V200L137 199ZM224 198H226V199L223 200ZM251 198H253L254 200L251 199ZM39 199H41V200H39ZM108 199H110V200H108ZM130 199H132V200H130ZM238 199H240V201ZM255 199H257V200H255ZM37 200H38V202H37ZM243 200L246 201V203L253 202V203H251L252 206L250 205L251 206L250 209H253L254 208L253 212L255 214L252 212V210H251V212H252L251 213L249 209H246L245 208L249 204H246ZM31 201H33V203L35 204L34 206H32L33 204H32ZM39 201H40V203H39ZM128 201H130L129 202L130 204L128 203ZM138 201H140V202H138ZM223 201H226V203L224 204ZM255 201L257 202V204H255L256 203ZM19 202H20V205H19ZM30 202H31L32 205L29 204ZM41 202H43V203H41ZM175 202L176 203H179V204H176ZM237 202H238V204L239 203L240 204L238 205ZM243 202L245 203V205H244L245 207H242ZM36 203H37V205H36ZM101 203H102V205H101ZM132 203L134 204L133 207L131 206ZM139 203L142 204V206ZM241 203H242V205H241ZM38 204H40V205H38ZM119 204H120V206H119ZM172 204H174V206ZM181 204H183V205H181ZM258 204H260V205H258ZM253 205H255V207ZM123 206H125V207H123ZM176 206H178V207H176ZM239 206L241 208H239ZM41 208H43L44 210H41ZM94 208H96V209H94ZM134 208H136V209H134ZM142 208L145 209V210H142ZM178 208L180 210H178ZM247 208H249V207H247ZM255 208H257V209H255ZM120 209H121V212H120ZM131 209L132 210L134 209L133 212H132ZM20 210H21V212H20ZM27 210H29V212H30L29 213L30 214L29 216L27 214L28 213ZM129 210H130V212H129ZM136 210H137L138 213L136 212ZM255 210H256V212H255ZM261 210H262V212H261ZM34 212H35V215H34ZM134 212L138 216L135 215V217H133L134 216V214H133ZM244 212H246V213H244ZM247 212H250V213H247ZM226 213H229V214L226 215ZM224 214L226 216H229V217H226L227 220H225V217L224 218L222 217V216H224ZM250 214L251 215H256V217L253 216L254 217L253 218ZM32 215H33V217H32ZM53 215L55 217H53ZM122 215H124V216H122ZM128 215H129V217H128ZM245 215H246V217H245ZM257 215L260 217V219H259V217ZM27 216L29 218H32V219H29ZM233 216L231 215L232 218H233ZM44 217L47 218V219H45ZM214 217H215V219H214ZM220 217L222 219H224V221H226L228 224H226V222L224 223L223 221H221L220 220L221 219ZM236 217H235V219H238ZM62 218H63L64 221L62 220ZM130 218H132L133 220L130 219ZM135 218H136V221H137L138 218L140 219L137 222H135L136 224L133 223V221H134ZM17 219L20 220V221L22 219L23 222H24V224H23L22 221H21V223H20V221L17 222L18 221ZM43 219H45V220H43ZM210 219H212V220H210ZM228 219H229V222H228ZM255 219H257V220H255ZM106 220H107L108 223L106 222ZM126 220H127V222H126ZM258 220H259V222H257L258 223L257 224L256 221H258ZM41 222H43V223L41 224ZM45 222H47V223H45ZM209 222H210V227L208 228V226L206 227V224L208 225ZM253 222H254V224H253ZM260 222H261L262 225L259 224ZM26 223H27V225L25 226ZM215 223H216V225L218 227H219V225H221L217 229H216V225H215L214 228L216 230L212 226V224L214 225ZM217 223H219V225ZM131 224H132V226H131ZM232 224H234V222L233 223H230L227 227L230 228L232 226ZM255 224H257L258 226L255 225ZM133 225H135V226L133 227ZM224 225H223V227H225ZM22 226L23 227L25 226V227L23 228ZM189 226H190V228L192 230L190 228H188ZM211 226H212V229H211ZM201 227H204L206 229V230L202 229V230L205 231L204 233H203V231H198V229H200ZM227 227L225 228V232H226V229H227V232L226 233L233 231V230L228 231L229 228H227ZM21 228H23V229H21ZM110 228H112V229H110ZM188 229H190V230H188ZM231 229H232V227H231ZM239 229H235V231H237ZM43 230H44V232H43ZM122 230L124 232H126V233L121 236V234H123ZM213 230H215L216 232L215 231L213 232ZM243 230H246L247 232L246 231H243ZM37 231L39 233L41 232L40 233V236L37 233ZM119 232H121V233H119ZM192 233H194V234H192ZM200 233H203V235L201 236L202 238L201 237H197V236H199ZM235 233L232 234V235L233 236L236 235ZM17 234L18 235L20 234V235L18 236ZM189 234L190 235L192 234V236H194L195 238H198V239L194 240L195 242L194 241H191V243H190L189 241H190V239L192 237ZM226 235H228V234H226ZM261 235H262V238L259 237ZM28 236H30V237H28ZM120 236H121V238H120ZM188 236H189L190 239H189V241L187 243ZM223 236H224V234H223ZM238 236H241V237H239L240 239L238 238ZM17 237H19V238L17 239ZM118 237L120 238V240H122V237L123 238L125 237L124 238L125 239V244H122V242H119ZM86 238H88L89 240H86ZM241 238H242V240H241ZM67 239H69L70 241H67ZM90 239H92V240H90ZM192 239H194V238H192ZM229 239H231V238H229ZM231 240H229V241H231ZM260 240H262L263 242L260 241ZM29 242H31V243H29ZM193 242L195 244H193ZM211 242H212L213 245H211ZM232 242H233V240H232ZM256 242H259V243H257V245H255ZM226 243L229 245L231 242H228L227 241ZM226 243H224L225 245L223 244L224 245L223 248H225V246H226V249H227L229 246ZM260 243L261 244L263 243V244L261 245ZM23 244H26L25 245L26 247H24ZM209 245H211V246H209ZM232 245L234 246V244H232ZM254 245L256 247L259 245L260 248H256ZM30 246L33 249L30 248V250H29V247ZM159 246H163V247H167V248L162 250L160 248H157ZM236 247L234 246L235 251H236ZM261 247H263V250H262ZM39 248H40L41 251H39ZM155 248H157V249H155ZM19 249H21L22 251L19 250ZM258 249H259V251H258ZM32 250H34V251H32ZM157 250H159L160 252L159 251L156 252ZM42 251H43V253H42ZM209 251H210V249H209ZM209 251L207 253L208 254V257H210L209 256L210 255L209 254ZM31 252H32L33 255H30ZM167 252H169V253L167 254ZM257 252H258V256H257ZM20 253H21L22 256L20 255ZM17 254H19V255H17ZM41 254H44V256H42ZM261 254H263V255H261ZM26 255L27 256L30 255V256L27 257ZM34 255L36 256V258H35ZM37 255H39V256H37ZM17 256H18V258H17ZM153 256H157V257L152 259ZM256 256L257 257L260 256L261 259L260 258H255ZM24 258L25 259L27 258L26 260L27 261L29 260V262H27ZM256 259H260V260L257 261ZM31 260H33V261H31ZM261 260H263V261H261ZM196 263L197 264H202L200 262H196Z\"/></svg>","mask_w":264,"mask_h":264},{"label":"bare ground","instance_id":"2","mask_svg":"<svg viewBox=\"0 0 264 264\" xmlns=\"http://www.w3.org/2000/svg\"><path fill=\"white\" fill-rule=\"evenodd\" d=\"M23 1L24 2H26V0H0V264H15L16 262H18L17 261V259L15 258V254H16V252H15V227H16V225H15V221H16V219L15 218H20V216H21V214H20V216L19 217H15V195H16V191L18 192V191H20L19 189L21 188L22 190H21V192H23V194H22V196L23 195H25L24 194V192H26L27 190H25V187H26V184H24V180L23 181H21V185L20 184H18V190H17V188H16V184L15 183H18L20 180V178H23L24 177V175H26V177H27V174L26 173H24V172H29L28 173V177H29V175H30V172L31 171H33V173H31V175H30V177H29V179L30 178H33V176H34V174H35V177H37L39 180H40V178L42 179V181H43V178L45 177V174H46V172H47V168H48V163H47V161H48V157H49V153H51V152H49L50 151V145H53V147L52 148H55V146H56V149L57 150H55V154H57V151L59 152L60 151V148H59V142H60V140H61V142H62V140L64 141V136L62 137L61 136V133H59V136H61V138L59 137L58 138V136L56 137L57 138V140H55L54 141V144H48V141H49V139L47 138V133H45V131H43V127L44 126H40V127H42V131H41V129L38 127L39 125H45V128H47L46 126L48 125V123L50 122V121H48V120H51V119H48V112L50 111L51 112V110H50V108L48 109V112H46L44 109H39V108H41V106H39V104L38 105H36V107H34V109L36 108V110H34L35 111V116L31 113L32 111H31V109L33 108V104H34V106H35V104L36 103H38L37 102V100L38 101H40L41 99H43L44 98V96L46 97L45 99L46 100H48V99H50V98H48L47 99V97H48V95H49V93H48V91L49 90H51L53 87L52 86H54V88H56V90H55V97L54 98H57V96H58V98L57 99H60V97H61V95L63 96V93H64V95H65V93H66V90L68 89V87L70 88V86L74 89V88H77V87H81L80 85H81V83H80V85L79 86H77V84L79 83L78 81H79V79H78V81H72V84L75 86V87H73L71 84L70 85H68V82H69V79L70 78H73V77H71L70 75H72L73 73H76L77 74V72H79V74L81 73L80 71H81V69H82V67H84V69H86V70H84V71H87V68L85 67V65H87V67H89L88 68V70L90 69V67H92L91 69H95L96 67L93 65V66H90V65H92V62H90L91 61V59H93L92 61L94 62L93 64H96V63H100V62H102V59H103V62H104V59L105 60H109L110 62L112 61V60H110V59H112L111 57V55H113V54H116V56H117V58H116V61H121V62H127L128 61V58H124V57H121L120 55H117V52H119L121 55H123V56H125V55H128V56H126V57H130V59H132L133 60V58L135 59V60H137L136 62H135V66L134 67H131V63H130V66L129 65H127V63H129V62H127L126 63V65L127 66H125V63H124V66H125V70L126 69H128L129 71H131V73L128 71V70H126V72L123 74V73H121L123 76H127V75H133V76H135V78L134 79H136V77H138V79L140 80V81H142V77H144V76H142L144 73H146L148 70L145 68V67H143V66H141V64L139 63V61H138V59H139V57L140 56H146V55H148L150 52H149V46L151 47V44H154L155 46H156V48H157V51L154 53V55H153V57H159L161 54H162V50L164 49V44H163V42L165 41V42H171L173 45H177V44H182V43H186V45H185V47L183 48L184 49V52L185 51H187V53H188V51H190L191 50V53H192V46L191 47H188V44H190L191 42H195L198 38H199V33H198V31H196V30H193V29H188V28H190V26L193 28L194 26L193 25H197V23H198V28L200 29V31H201V33L203 34V37H205V35L207 36V38L206 39H208V40H206L205 41V39H203V42H207V44H209V45H211L212 47H211V49H209L208 48V50H212V52H213V54H211V56L210 55H207V53H209V52H207L206 53V51H203V52H205L206 54H204L203 52H201V53H203V54H201V55H203V58H202V56H201V58L199 59V56H198V54H200V52H198L199 50H197V52H196V54H197V59L195 58V59H193L194 58V56H193V58H191V59H193V61H199V60H203L204 59V55H207V56H205V57H207V58H205V60L206 61H208V59L209 58H211V60H212V55H213V60H215L214 61V63H208L209 65H207V68H206V70L207 69H210V67H218L220 70H223V69H225V71L227 70V68H230V71H227L229 74H231L232 75V71H233V74L235 73L234 71H236V74L238 73V75H237V78L235 79V77L236 76H225V74L223 75V79H220L222 82H220L219 81V78H221V76H219L217 73H212L211 71H209V74L207 73V71H205V77H208L209 79L210 78H215L216 76H219L218 78H216L217 80L214 82V83H212L211 84V86L210 87H212V88H218V89H220V90H216L215 92H211L210 90H209V93H210V95H209V98H210V101L212 102V104H211V109H210V111L211 110H217V112L219 111V109L222 107V111L223 110H225L226 109V112H228V117H227V130L228 129H230V128H233V127H235V122H234V120H235V118L236 117H241V116H243V115H246V114H248V113H252V112H255V111H257V110H260V109H262V108H264V92H263V90L261 89V88H259V89H256L255 90V93H256V96L255 97H252V95H249L248 94V92H247V90H246V88H245V85H244V83H243V81L247 78L246 76H245V70H247V69H245L244 67H245V65L246 66H248L249 64L251 65V68H249V70L250 71H252V75H254L253 76V78H255L257 75H261L260 74V67H259V64H258V62H257V60H256V58L255 57H253V55L250 53V51L246 48V44H245V41H244V39L240 36V28H241V26L242 25H244V24H246V23H249V22H252V21H256V20H259V19H261V18H263L264 17V0H211L210 2H209V0H202V1H198V0H193L192 1V4L190 5L189 4V0L188 1H186V0H183V5H180V4H178L179 3V1L180 0H175L176 2L178 1V3H175L174 2V0H166V3L165 2H163V1H165V0H160V4L159 3H157L158 5H159V7L160 6H162L164 3V5L165 6H168L169 7V9H170V12H165L164 13V11H165V9H163V11H162V9L160 10L159 9V7L157 6V8L160 10V12L159 13H157L159 10H157V11H155V9H153L154 8V6L156 7V2L157 1H159V0H154V6H153V8H152V10H153V12H154V16H158V14H160L161 13V11L163 12L162 14L163 15H165L166 14V17L171 13V15H169L168 17H167V19H165V18H159L160 20L162 19V21H156V22H161V23H159L160 25L162 24L163 26H164V23H166V25L168 26L170 23H172V24H170V25H173L174 26V24H175V26H178V25H184L185 23H191V25L188 27L187 26V24H185V26H183V29H180L179 27L177 28L176 27V29L175 30H177V29H180L178 32H172V31H170V30H173L174 29V27H173V29L171 28L172 26H168L167 27V29H169L168 30V32H162V31H158V32H156V34H154V33H150V36L148 35V32H147V35H148V37L146 36V38H144L145 37V34L146 33H144V31L145 30H147L148 28H146L145 30H142L143 31V33H144V37H142V36H139L138 34H140V32L142 33V31H140V29H138L137 27H136V29H138V31H139V33H137L136 35H138V39L140 38V37H142V38H144L145 40L144 41H142L143 39H141L140 38V40L137 42V43H131V41H129L130 39L132 40V36L129 38V37H127L128 35H127V33L129 34V36L131 35V30H130V32H128L127 30H126V28H127V23L128 22H130V19H128V17L130 16H132L133 15V13H136V12H138V13H140L139 12V6H138V8H137V3H138V5H140V3L141 4H143L142 3V1L141 0H135L134 2H131V0H127L126 2H128V3H126V2H122V0H119L121 3H124V4H128V5H132V7H133V3L136 5H134V7H136L137 8V10H136V12H133V9H132V7H130V6H126V5H124V7L125 8H123V10H122V7H123V5L121 4V6L122 7H119L118 5V7L116 6V4H117V2H119L118 0L116 1L115 0V2L113 1V0H110V3L111 2H114V3H112L111 5H109V0H108V3H106V1L107 0H101V1H104V4H102L101 3V1L100 0H98V1H94L95 2V4L97 3V2H99V4L101 3L102 5H99L98 4V10H100V8L101 9H104V7L105 6H111V8H115L116 9V11H114L115 9H111V11L113 10V12H111L110 13V8L109 9H107L108 8V6H107V8H105L107 11H105L104 10V12H106V13H104L103 12V10H102V12L101 11H98L97 10V5L95 6V4H93V1H92V4L93 5H91V3H90V5H89V2H91L90 0H84V7H82V9L81 8H77V9H74L73 10V13L74 14H77V15H74L75 17H77V19H79V14L81 15L80 17V19H79V22H81V24L83 25V24H85V26L87 27L86 29H87V32H86V29L85 28H83V27H81L80 28V30L82 29H85L84 31L86 32L85 33V36H84V31H83V33H82V30H81V34L82 35H80V34H77V33H80V30H79V26H82L79 22H74L73 20H75V19H73L72 20V22H71V19H70V15H72L71 17H73V14H72V12H71V10H69V8H70V3L71 4H73L74 2V4L73 5H75L76 4V1L78 2L79 1V3H77V5H76V7H81V6H83L82 4L79 6V4L80 3H82L81 2V0H72L73 1V3L71 2V0H68V2L70 1V3L69 4H67L68 2H66V0H65V2L66 3H64V5L63 6H61L59 3H58V1L57 0H55V4H54V1L53 0H51L52 1V4H51V2L50 1H48V0H39V1H41V2H38V0H32V1H27V2H33V4L31 5V7L35 4L34 2H36V5H35V7H38L37 8V10L39 9V12H40V10H41V7L42 6H40V4L37 6V3H42L43 4V2L42 1H44V4H47V5H43L44 7L45 6H49V8H44L45 10H44V12L42 11V13H44V14H42L41 12H40V14L39 15H37L38 16V18L37 19H40V20H37V19H35L36 18V16L34 17V19H33V17L31 18V15H33L34 16V14H30L31 13V10L33 11V13L35 12V13H37L36 11H34L36 8H30V6L29 7H26L27 5H29V4H25L26 6H24V4H23ZM49 2L50 3V5H49V3H46V2ZM56 1H57V6H56ZM133 1V0H132ZM141 1V2H140ZM156 1V2H155ZM188 2V3H186V2ZM63 2L64 1H61V4H63ZM85 2H86V4H85ZM87 2H88V8L86 7L87 6ZM143 2L145 3L144 4V7L142 6V7H140V10H142V8H144V10H145V8H146V4H148L149 2H152L153 3V0H150V1H144L143 0ZM168 2L170 3H172L173 5H176V7H174L171 3L170 4H168ZM180 2H182V1H180ZM207 2H209V3H207ZM132 3V4H131ZM163 3V4H162ZM193 3H195L197 6H196V8L198 7V6H200L201 4H202V6L204 5V3H205V5H207V6H205L204 8L201 6V7H199V8H201V10L203 9V12L201 11V10H198V11H200V14L197 12V9H195L194 7V4ZM41 4V5H42ZM54 4V5H53ZM58 4L60 5V7H62L63 8V10L64 11H66L67 9L69 10H67L68 12L65 14V12L64 11H60V10H62V8L61 9H59V11L56 9L57 7H59L58 6ZM105 4H107V5H105ZM151 3H149L148 4V8L151 6V5H153V4H151ZM156 4V5H155ZM182 4V3H181ZM187 4H189V5H187ZM209 4V5H208ZM233 4H236V5H233ZM69 5V6H68ZM112 5H113V7H112ZM120 5V4H119ZM146 5V6H145ZM150 5V6H149ZM177 5H180V7L179 6H177ZM185 5H187V7L185 6ZM52 6V7H51ZM56 6V8H55V11L54 12H51V10L53 9V7H55ZM66 6V7H65ZM92 6V8L93 9H91V8H89V7H91ZM101 6V7H100ZM102 6H103V8H102ZM141 6V5H140ZM164 6V7H165ZM185 8H187V9H185ZM190 7V9L191 8H194V9H192V10H194V12H196V15H193V11H190V12H188L189 14H191L190 16H188L189 14L187 13V11H189L190 9H188L189 7ZM193 6V7H192ZM73 6H71V8H72ZM75 7V8H76ZM94 7L96 8L95 10H97V12L94 10ZM100 7V8H99ZM126 7H128V8H126ZM163 7V6H162ZM168 7H165L166 9L168 8ZM174 9H173V8ZM183 8V10H182V8ZM50 8H52L51 10H50ZM67 8V9H66ZM70 8V9H71ZM74 8V7H73ZM86 8V9H85ZM118 8H120V10L118 11ZM148 8H146V10H145V12H141V14L140 15H142V13H146V11H148L149 9ZM161 8V7H160ZM171 8L176 12V10H179V8H180V10L182 11H177L176 13L178 14H176L174 11H171ZM198 8V9H199ZM29 9H30V11H29ZM42 9H43V7H42ZM47 9H49V10H47ZM81 9V11H86V12H88V13H86L85 12V14H86V16L84 15L83 17H82V14H81V11H79ZM84 9V10H83ZM89 9H91V10H89ZM126 9H129V15H128V17H125V16H120L121 14L123 15V14H128L127 12H126ZM169 9H167V10H169ZM185 9V10H184ZM47 10V11H46ZM56 10H57V13H56ZM152 10L150 9L149 10V12L151 11V16L152 17H154L153 15H152ZM49 11V13H47ZM53 11V10H52ZM80 12V13H77V12ZM93 11V12H92ZM95 11V12H94ZM123 12V13H119V12ZM133 13H132V12ZM135 11V10H134ZM143 11V10H142ZM205 11V12H204ZM59 12H61V13H59ZM69 12H71V14H69ZM91 12V13H90ZM116 12H118V13H116ZM175 14H174V13ZM186 12V13H185ZM54 13V15H55V13H56V15H59L60 17L62 16V19H64V17L65 18H69L70 19V21H67V19H65L66 20V22L65 21H63L62 19H59L60 17L59 16H56V19H54L53 20V15H50V14H53ZM59 13V14H58ZM62 13H64L65 14V16H63V15H60V14H62ZM96 15H95V14ZM97 13H99L98 15H100V13H101V17H99V19L100 20H98V18L96 19V22H95V18L97 17ZM102 13H104V15H106L107 13V15L106 16H104ZM117 14L116 16H118L119 15V17L120 18H116V16L114 15V14ZM138 13H136L135 15H137ZM169 13V14H168ZM184 13H185V15L187 16V18H186V16H184ZM202 13V14H201ZM41 14H42V16H43V18H42V16H41ZM45 14H48L49 16H48V18H47V21H46V23L48 22H50L51 20V17H52V21H51V23H52V25L54 24V22L53 21H55V24L58 26L57 28H59L60 27V24H62V26H63V29L62 30H60L61 29V27L59 28V30L60 31H57V28H56V25H55V29L53 28V26L51 27V29L54 31L53 33L55 34L56 32H57V34H55V36H56V39H58L59 40V42L61 41L60 40V37L59 36H61V37H63V39L66 37V39H65V42L68 40V42L67 43H65V42H63V41H61V43H59L60 45H62V43H64V45L67 47V46H69L71 49H73V51L72 52H70L69 50V52L67 51V53L68 54H70V56H68V54H66L65 52H66V50L64 49V48H66L65 46H58L59 44H57L56 42H58V40L56 41V39H55V41H54V43L55 44H57V46L59 47H56L55 48V46L56 45H54L53 44V46H51V47H49V49H48V47L46 48L45 47V45L46 46H50V45H47V44H49V42L51 41H53L54 40V34H51V32H52V30H51V32H50V29H48V27L49 26H51L50 24H48V27H47V25H45V18L44 17H46L45 16ZM67 14H68V16H67ZM88 14H92V15H88ZM109 14H111L110 15V18H109ZM125 14V15H126ZM182 14V15H181ZM203 14H205V15H203ZM93 15H95V16H93ZM114 16L115 18L113 19V17H111V16ZM135 15H133L134 16V20H137L136 19V17H135ZM139 14H138V16L137 17H139L140 16ZM144 15V14H143ZM143 15H142V17H143ZM146 16H148V15H150V13L147 15V14H145ZM173 15V16H172ZM176 15V16H175ZM180 15V16H179ZM199 15V16H198ZM202 15V16H201ZM54 16V17H55ZM67 16V17H66ZM87 16H89V17H87ZM92 16V17H91ZM103 16H104V18H103ZM151 16H148V18L147 19H149L150 18V24H148V25H150V27L152 26V24H151V22H153L154 24H157L154 20H153V18L151 17ZM160 17H161V14L159 15ZM158 16V17H159ZM183 17V19L181 18H179V17ZM192 16V17H191ZM193 16H196L195 18L193 17ZM204 16V17H203ZM207 16V17H206ZM211 16H213V17H211ZM57 17H59V18H57ZM91 17V18H90ZM93 17H94V19H93ZM122 17H124V19H126V20H128V21H126V22H124V19L122 18ZM141 17V18H142ZM163 17V16H162ZM172 17H177V18H175V20L176 19H178V20H180L181 21V23H180V21L178 22V21H176V23L178 24V25H176V23H175V20H174V18H172ZM185 17V18H184ZM189 17H191V18H193V19H191L190 18V20L188 19ZM203 17V18H202ZM209 18V19H206V18ZM218 17V18H217ZM84 18V20H83V22L85 21V23H83L82 22V19ZM87 18H89L88 20H86ZM131 18H133V17H131ZM140 17H139V19H141ZM146 18V17H145ZM155 18V17H154ZM157 18V17H156ZM169 18H171L170 19V21L171 20H174V21H172V22H170V21H166V20H169ZM212 20H211V19ZM215 18V20L216 19H218V21L216 20V22H213V19ZM76 19V20H77ZM105 20L104 22H103V20ZM107 19H113V21L111 22V21H109V20H107ZM121 19H122V21H123V24H122V21H121ZM143 19H144V17H143ZM142 19V22H144L145 20H143ZM152 19V20H151ZM159 19H157V20H159ZM187 19V22L185 21ZM202 19H204V20H202ZM219 19H222V20H224V24H225V29H228V31L230 32V33H237V36H238V38H239V40H238V42H236V43H234V44H232L231 45V43H230V41L228 40V39H226V38H224V39H222V35L223 34H220V33H218L217 34V32H212V27H211V29H209V27H210V25L212 24V23H218V22H220V20ZM32 20H33V22L34 21H36L37 20V22H36V24L37 25H35V28L33 27L34 25H33V22H32ZM49 20V21H48ZM56 20H57V22H56ZM63 21V23H65V25L66 24H69L68 22H70V23H74L73 25L74 26H76L77 25V27H76V29L78 28V30H76V31H78V32H76L75 30H73L74 29V26L72 25V24H69V25H67L68 27L69 26H73V28H71L72 30H73V33H74V31H75V33L73 34L72 32H70V30H69V36H70V38H69V36L67 37V30L65 31L64 29H66V28H68V27H66V28H64V24L62 23V21ZM81 20V21H80ZM94 20V21H93ZM98 20V21H97ZM102 20V21H101ZM121 23V25H120V27H123L124 26V24H126L127 26H125L126 28L124 29V27L123 28H120V27H118L117 28V25H119V22ZM133 20V21H134ZM156 20V19H155ZM184 20V21H183ZM191 20H195L194 22L193 21H191ZM196 20H198V21H196ZM201 20V21H200ZM214 20V21H215ZM221 20V21H222ZM59 21H61V23L59 22ZM89 23V24H87V22ZM90 21V22H89ZM93 21V22H92ZM100 21H101V23H100ZM108 21V22H107ZM114 21H116V23L118 22V24L117 25H115L116 26V28L118 29V30H116V28L115 27H113L112 25L114 24L113 22ZM132 21V20H131ZM132 21V22H133ZM166 21V22H165ZM183 21V22H182ZM189 21V22H188ZM212 21V22H211ZM103 22V23H102ZM139 22V21H138ZM142 22L140 23V24H142ZM169 22V23H168ZM192 22H193V24H192ZM211 22V23H210ZM35 23V22H34ZM75 23H77V24H75ZM100 23V24H99ZM106 23V24H105ZM113 23V24H112ZM115 23V24H116ZM174 23V24H173ZM59 24V25H58ZM87 24V25H86ZM96 24H98L99 25V28H98V25H96ZM102 24H103V26H105V25H110L109 27H110V29H111V27H112V30L113 31H116V32H112V30H108V31H111L112 32V35H113V33H114V35L116 36H114L113 35V38H111L110 40L111 41H109V36H111L112 37V35H111V32H108V31H106V28L108 27H102ZM129 25H131V22L130 23H128ZM134 24V23H133ZM132 24V27L134 26ZM135 24H136V22H135ZM139 24V25H140ZM153 24V25H154ZM218 24H221V23H218ZM218 24H216V25H218ZM223 24V23H222ZM228 25V27H227V25ZM94 25V29H96V28H98L97 29V31L100 29V33L99 32H97L96 30V32L94 33H90V32H92L93 31V28L91 27V26H93ZM101 25V26H100ZM123 25V26H122ZM144 26L142 27V28H145V23L143 24ZM160 25H159V27H160ZM209 25V26H208ZM84 26V27H85ZM136 26H138V25H136ZM142 26V25H141ZM157 26H158V24H157ZM212 26H214L215 28L216 27H220V25L219 26H215L214 24H212ZM231 26V27H230ZM38 27V28H37ZM96 27V28H95ZM108 27V28H109ZM147 27V26H146ZM154 27H156V25H154ZM158 27V28H159ZM162 27V26H161ZM188 27V28H187ZM227 27V28H226ZM37 28V30H34V29H36ZM40 28V31L42 32V30L44 31V29H46L47 30V33H48V31H49V34H51V35H49L51 38H53V40H50V37L47 35V34H45V36L46 37H49V42H48V38H47V41H46V37L44 38V40H43V38L42 37H44V36H42L41 38H39V39H37L36 38V34H37V36L38 37H40L39 36V34L38 33H34V35H33V32H35V31H38V29ZM70 28V27H69ZM68 28V29H69ZM90 28H92V31H91V29ZM105 28V31L106 32H108L109 33V35L108 34H106L107 36L105 37V33L106 32H103L102 30ZM107 28V29H108ZM157 28V30H159ZM165 27H162V29L161 30H163ZM171 28V29H170ZM42 29V30H41ZM88 29H90V31L88 30ZM115 29V30H114ZM120 29H122V31H121V33H119L120 32ZM123 29H124V31H125V34H126V38H129V40H126L125 39V36H124V39L126 40V41H129L130 42V45L131 44H133L132 45V47H135L133 50H131V48L130 49H128V51L126 52V50H127V47H123V45H122V43H124L125 42V40H121V39H123L122 38V34H124V32H123ZM130 29V28H129ZM149 29H151V28H149ZM155 29V28H154ZM153 29V26H152V30L151 31H153L154 30ZM188 29V30H187ZM45 30V31H46ZM134 30H135V28H134ZM157 30H154V31H157ZM187 30V31H186ZM62 31V34L63 33H65L64 34V36L62 35V34H59L60 32ZM65 31V32H64ZM101 31H102V33H101ZM117 31H118V33H117ZM127 31V32H126ZM137 31V32H138ZM149 31V30H148ZM150 31V32H151ZM164 31V30H163ZM166 31V30H165ZM215 31V30H214ZM217 31V30H216ZM223 31V30H222ZM39 32V31H38ZM41 32H40V34H41ZM88 32H89V34H88ZM123 32V33H122ZM224 32V31H223ZM222 32V33H223ZM44 33V32H43ZM42 33V34H43ZM73 35V37L75 36V37H77V39L79 38V41H82L85 37L86 38H88V39H90L89 41H91V40H93L92 42H90V43H87V41H88V39L86 40V41H82V42H80V43H83L82 45H78V46H74L73 47V44H74V42H78V40L74 37V39H72L73 37L71 36V34ZM96 33H97V37L100 39L101 37H103V35H104V37L103 38H105V40L102 38V39H100V40H102V41H99V39H96L97 41H99L100 42V44H98L97 42H95L94 43V41H95V37L94 38H92L93 36H92V34L94 35V36H96ZM136 33V32H135ZM86 34H88L89 36H87ZM90 34H91V36H90ZM98 34H100L101 36H98ZM103 34V35H102ZM119 34H120V36H121V38L119 37ZM124 34V35H125ZM44 35V34H43ZM57 35H59V36H57ZM66 35V36H65ZM82 36L83 38H80L79 36ZM135 35V34H134ZM140 35H142V34H140ZM32 36V37H31ZM35 36V37H34ZM53 36V37H52ZM224 36V35H223ZM30 37H31V39H30ZM58 37V38H57ZM96 37V38H97ZM117 39V40H119V41H115V38ZM119 39H118V38ZM37 39V40H39L40 41V39L42 40V44H40L39 42L37 43V42H35V44L31 41V40H34V39ZM67 38H69L70 39V41H69V39H67ZM134 38H135V36H134ZM136 38H137V36H136ZM62 39V38H61ZM75 39H76V41H75ZM137 39V40H138ZM103 40L105 41L104 43H106V45L104 44V43H101V42H103ZM136 39H135V42L137 41ZM192 40H195V41H192ZM34 41H36V40H34ZM72 41H73V43H72ZM88 41V42H89ZM113 41H115V42H113ZM122 41H124V42H122ZM45 42V45L43 44ZM48 42V43H47ZM51 42H50V44H51ZM70 42V45H68V43ZM112 42L114 43L113 45H115V46H113L112 45ZM119 43V42H122L121 43V45H120V43H119V45H117V43ZM133 42H134V40H133ZM36 43L38 44V46L39 45H44V46H42L43 47V49H40L37 45H36ZM53 43V42H52ZM72 43V44H71ZM79 42L78 43H75L76 45L77 44H80ZM108 43V44H107ZM127 43V42H126ZM188 43V44H187ZM196 43V42H195ZM201 44H202V41L200 42ZM225 43H230V47H226V45H225ZM247 43V42H246ZM67 44V45H66ZM74 44V45H75ZM99 46H98V45ZM104 44V45H103ZM36 45V46H35ZM101 45H103V46H101ZM110 45V46H109ZM191 45V44H190ZM196 45V44H195ZM203 45H204V43H203ZM100 46H101V48L102 49H104V50H102L101 48H100ZM110 48H109V47ZM116 46H120V47H117L116 48ZM124 46H126V44L124 43ZM128 46H129V44H128ZM184 46V45H183ZM198 46H200V45H198ZM68 47V48H69ZM104 47V48H103ZM108 47V48H107ZM116 49H115V48ZM154 47V46H153ZM202 47V46H201ZM205 47V46H204ZM44 48H46L45 50H44ZM50 48H52V49H50ZM68 48H66V49H68ZM69 48V49H70ZM100 48V49H99ZM107 48V49H106ZM114 50H113V49ZM119 48V49H118ZM188 48H190V49H188ZM196 48V47H195ZM207 48V47H206ZM227 48H229V49H227ZM59 49V50H58ZM62 49V50H61ZM196 49H198V48H196ZM51 50V51H50ZM58 50V51H57ZM106 50V51H105ZM111 50H113V52L111 51ZM115 50H117V51H115ZM202 50H203V48H202ZM206 50V49H205ZM229 50V51H228ZM42 51H46V52H42ZM48 51V52H47ZM54 51V52H53ZM57 51V52H56ZM65 51V52H64ZM103 51H105V52H103ZM196 51V50H195ZM51 52L52 53H54V54H52L51 55ZM103 52V54L104 55H102L101 53ZM109 52H111L110 54L107 53ZM114 52H116V53H114ZM40 53H43L44 54V56H43V54H40ZM45 53H47V54H50L51 55V58H52V56L53 55H55V56H53V57H55V60H53L54 58H52V63H53V65L51 66L50 65V67L49 66H47V64H49L50 62H51V59H50V56L48 57V55L46 56V58L48 59H50V61H49V59H48V61H46L45 59ZM118 53V54H119ZM124 53V54H123ZM190 53V52H189ZM190 53V54H191ZM195 53V52H194ZM39 54L41 55V57L43 56L45 59H43V61L41 60L42 58L39 56ZM166 54H170L171 55V58L173 59V58H175V54H173V53H168V52H166ZM165 54V55H166ZM183 54H185V53H183ZM38 57H37V56ZM188 55V54H187ZM58 58H62L63 56V58L62 59H58ZM59 56H62V57H59ZM66 56V57H65ZM108 56V57H107ZM115 55L113 56V57H116ZM118 56H120V57H118ZM132 56H133V58H132ZM180 56V55H179ZM183 56H185V55H183ZM189 56V55H188ZM191 56V55H190ZM37 57V58H36ZM40 57V58H39ZM67 57H69L68 59H66ZM101 57V58H100ZM103 57V58H102ZM105 57V58H104ZM57 58V59H56ZM99 58V59H98ZM109 58V59H108ZM121 58H123L122 60H119V59H121ZM246 58H247V61H248V64H247V61H246ZM35 59H37V60H35ZM63 59H65V60H63ZM96 59H98V60H101V61H98V60H96ZM243 59V61L245 62H243L244 63V67H243V65H242V63L240 62L241 60ZM34 60H35V62L37 61L38 62V60H39V62L40 63H34ZM41 60V61H40ZM62 60V61H61ZM66 60H69V63L67 62V64H70V61L72 62V67L73 68H75L76 66V68L75 69H72V67H69V66H71V65H69V66H67V64L65 65V64H63V63H65V62H63V61H66ZM131 60V61H132ZM211 60H209L210 62H211ZM54 61V62H53ZM60 61L62 62V63H60ZM96 61V62H95ZM98 61V62H97ZM106 61V62H107ZM108 61V62H109ZM113 61H115V59L113 58ZM130 61V60H129ZM46 62H48L47 64H46ZM55 62H59L60 63V65H61V67H60V69H57V68H59V63H58V66L56 65V63ZM87 62H89L90 63V65H89V63H87ZM103 62H102V64H103ZM105 62V63H106ZM107 62V63H108ZM238 62H240V63H238ZM33 63H34V65H35V68H34V65H33ZM44 63L46 64L45 66H47V68L45 69L44 67H42V66H44ZM104 63V64H105ZM107 63L105 64V65H107ZM36 64H41L39 67H38V65H36ZM62 64L64 65L63 67H62ZM101 64V63H100ZM100 64H96V65H100ZM57 66V67H55V66ZM105 65H103V66H105ZM108 65H110V63H108ZM112 65L113 64H111L110 66L112 67ZM122 65L123 64H121V66H120V69H121V67H122ZM134 65V64H133ZM102 66V65H101ZM101 67V68H99V69H101V70H104L105 69V67H107V66H105V67ZM113 66H115V65H113ZM39 69H38V68ZM51 67H53L52 68V70H50L49 68H51ZM65 67V68H64ZM68 67V68H67ZM94 67V68H93ZM111 67H110V69H111ZM126 67H128V68H126ZM36 68L38 69V71H36ZM40 68H41V70H40ZM42 68H44L43 69V71H42ZM55 68V69H54ZM63 68V69H62ZM67 68V72H66V69ZM103 68V69H102ZM116 68H118V67H116ZM247 68V67H246ZM77 69H78V71H77ZM98 69V68H97ZM97 70V71H99L100 72V70ZM106 69H108V68H106ZM105 69V70H106ZM112 69H114V67L112 68ZM124 69V67H122V72L123 71H125V70H123ZM131 69H133V70H131ZM218 69V70H219ZM36 72H35V71ZM64 71V73L62 72V71ZM70 70V71H69ZM73 70V71H72ZM76 70V71H75ZM211 70V69H210ZM45 71V72H44ZM52 71V72H51ZM62 73H60V72ZM82 71H83V69H82ZM83 71V72H84ZM90 71H92V70H90ZM89 71V72H90ZM96 71V72H97ZM107 72H108V70H106ZM114 71V70H113ZM116 71H117V69H116ZM224 70H223V72H225ZM238 71V72H237ZM48 73V75H51L50 77H52V79H53V77H54V75L56 74V75H58L57 73L59 72L60 74V76H57V78H58V80H59V77H60V80L57 82H55V78L56 77H54V79L53 80H51V79H49L50 80V84H51V81H53V83L51 84V85H48V75H47V73ZM56 72V73H55ZM82 72V73H83ZM93 72V71H92ZM99 72H98V77H100L99 76ZM105 72V71H104ZM112 72V71H111ZM130 73V74H128V73ZM135 72H136V75H135ZM50 73V74H49ZM54 73V75H52ZM70 73H72V74H70ZM94 73H95V70H94ZM120 73V72H119ZM119 73L117 72H115V74L114 75H119ZM218 73H220V72H218ZM250 73V72H249ZM68 74V75H67ZM110 74V73H109ZM113 74H111V75H113ZM120 74V75H121ZM127 74V75H126ZM141 74V75H140ZM75 75V74H74ZM104 75V74H103ZM121 75V76H122ZM140 75V76H139ZM235 75V74H234ZM63 76V77H62ZM69 76V77H68ZM101 76H102V72H101ZM106 76H108L107 75V73H106ZM49 77V78H50ZM65 77H67V79L65 78ZM95 77H97V76H95ZM103 77H105V76H103ZM117 77L118 76H116V78L115 77H112V78H115V80H117ZM234 77V80H232V78ZM245 77V78H244ZM62 78V79H61ZM101 78V77H100ZM112 78H110V79H102V81H105L106 80V82H109V83H106V82H104V83H106V87H107V85L109 84L110 86H111V84H112V86H113V84H114V82L115 81H113L112 82ZM122 78V77H121ZM120 78V79H121ZM64 79V80H63ZM74 79V78H73ZM72 79V80H73ZM98 79V78H97ZM112 79V80H111ZM138 79L136 80V81H138ZM244 79V80H243ZM48 80V81H47ZM57 80V79H56ZM62 80V81H61ZM67 81V82H63V81ZM75 80V79H74ZM77 80V79H76ZM110 80V81H109ZM215 80V79H214ZM35 81H38V84H36V86L38 85V86H40V85H42V87L40 86V87H38V89L36 90L35 88H34V83H35ZM46 81H47V83H46ZM93 81H95V80H93ZM97 81H99V80H97ZM122 80H120V81H118V84H119V82H121ZM132 81H133V79H132ZM135 81V80H134ZM173 81V80H172ZM55 82V83H54ZM62 82V83H61ZM75 82H78L77 84H75ZM80 82H82V81H80ZM96 82V81H95ZM100 82H101V80H100ZM100 82H97V83H100ZM111 82V83H110ZM125 82V81H124ZM123 82V83H124ZM127 82H129V81H127ZM218 82V83H217ZM39 83H42V84H40L39 85ZM57 83H59V84H57ZM63 84L64 86H65V84H67L65 87H67V89L63 86V85H61V84ZM69 83H71V82H69ZM103 83V82H102ZM102 83H100V85H103L102 87H99L100 85H98V88L100 89V88H102L100 91L103 93L104 91H102V90H106L104 93L106 94V92H107V90L109 89L108 87H110V86H108L107 88H105L104 86H105V84H102ZM122 83V84H123ZM141 83V82H140ZM237 83V84H236ZM257 83V82H256ZM50 87L51 86V88H48L47 89V85ZM93 84H95V83H93ZM115 84H116V82H115ZM118 84H116L115 86H113V87H117V88H119L120 87V84L118 85ZM125 84H126V82H125ZM125 84H124V87H126L125 86ZM133 84H134V82H133ZM133 84H131V85H133ZM55 85L58 87V85H59V87H60V85H61V87L63 88H59V89H61V90H65V92H61V90H57L58 88L57 87H55ZM135 85H136V83H135ZM218 85V86H217ZM231 85H234V86H231ZM84 86L85 85H83L82 87L84 88ZM93 86V85H92ZM92 86H90V87H92ZM97 86V85H96ZM110 87L111 89H109L108 91H112L113 90V92L115 91H117L118 92V90L116 89V88H114L113 89V87ZM122 86V85H121ZM215 86H217V87H215ZM220 86H222V87H220ZM81 87V88H82ZM128 87H130V84H129V86ZM134 87V86H133ZM195 87H197V86H195ZM81 88H78V89H75L74 91H78L79 89H81ZM123 87H120V89H122ZM48 90V91H47ZM69 90H72L71 88L69 89ZM124 90V89H123ZM123 90H119V91H121V93H122V91ZM127 91L126 92H128V89H126ZM133 90V89H132ZM132 90H130V91H132ZM52 91H53V89L51 90V92L50 93H52ZM68 91V90H67ZM97 91H99V90H97ZM129 91V92H130ZM134 91V90H133ZM126 92H123V93H126ZM198 92H200V91H196V93H198ZM48 93V94H47ZM60 93H62V94H60ZM102 93H101V97H102ZM103 93V94H104ZM120 93V92H119ZM58 94V95H57ZM50 95H52V94H50ZM50 95H49V97H50ZM59 95H60V97H59ZM99 96V95H98ZM106 96V97H105ZM78 97H80V96H78ZM83 97V96H82ZM85 97H87V96H85ZM100 97V100H102V98ZM103 97H105V98H103V100L105 99V100H108L109 99V96L107 97V95H104ZM114 97V96H113ZM64 97H61V99H63ZM77 98V97H76ZM111 98V97H110ZM35 99H37L36 101H35ZM81 98H79V100H80ZM86 99V98H85ZM115 99V98H114ZM126 99V98H125ZM128 99V98H127ZM64 100V99H63ZM77 100H78V98H77ZM87 100V99H86ZM99 100V101H100ZM105 100L103 101L104 102V104L105 105H107L108 104V102L106 101V103H105ZM110 100V99H109ZM130 100V99H129ZM42 101V100H41ZM59 101V100H58ZM57 100L55 101V99H54V103L56 102V103H60V102H58ZM60 101H62V100H60ZM99 101H98V103H99ZM125 101V100H124ZM131 101V100H130ZM136 101V100H135ZM48 101H44V103H43V101H42V103L46 106V103H47ZM51 101H49V103H50ZM63 103H64V101H62ZM73 102H75V101H73ZM72 102V103H73ZM86 102V101H85ZM88 102V101H87ZM101 102V104H102V101H100ZM113 102V101H112ZM130 103V102H129ZM138 104H139V102H137ZM62 104V103H61ZM100 104V105H101ZM104 104H103V106H104ZM125 104H127V103H124V105ZM132 104V103H131ZM131 104H130V107L129 108H127V109H130L131 108ZM51 105V108H52V104H50ZM49 104H48V106H50ZM110 106H112V105H114V104H109ZM119 105V104H118ZM135 105H137L136 104V102H135ZM31 106H32V108H31ZM47 106V107H48ZM54 106H56V104L54 105ZM58 106V105H57ZM74 107L76 106V105H73ZM77 106H81V105H79L78 103H77ZM103 106H100V107H102L103 109H104V107ZM108 106V105H107ZM107 106H105V109H106V107ZM110 106H108V107H110ZM114 106H117V105H114ZM122 105L120 104V106H117V109L116 110H118L120 107H121ZM37 107H38V113H36V111H37ZM63 107V106H62ZM73 107V108H74ZM99 107V108H100ZM125 107V106H124ZM126 107H128V106H126ZM43 108V107H42ZM55 108V107H54ZM76 108V107H75ZM78 108V107H77ZM76 108V109H77ZM114 108V109H113ZM53 109V108H52ZM62 109V108H61ZM101 109V108H100ZM111 109H113L112 111H114V112H112L111 111V116H110V111L109 110H111ZM111 109H106L105 111L104 110H102V111H97V113L95 112V116H92V118H89V119H91V121L93 122L94 121V119H96L95 120V122L96 123H98V121H99V123L98 124H93V123H95V122H91L95 127H97L98 125V127L97 128H93L94 130L92 131V128H85L84 130H85V132H86V130L88 131V130H91V131H89V132H87V133H85L84 132V136H88L90 133L91 134H95V132H97L98 133V130L100 131L101 129H103L105 126H106V124H112L110 121H112L113 119L116 121L117 120V122L116 123H118L120 120L118 119V118H120L119 116H121L120 115V113H119V115L117 116L116 114H118V112L119 111H121V110H118V112L115 110V107H111ZM132 109V108H131ZM141 109V108H140ZM33 110V109H32ZM58 110V109H57ZM64 110V109H63ZM133 110V109H132ZM34 111H33V113H34ZM53 111V110H52ZM58 111H60V110H58ZM62 111V110H61ZM103 111H104V113H106V112H108V119H111V118H113V117H115V118H113V119H111V120H109V121H107V122H105L106 120H108L107 118L105 119V117L107 116H103V115H105V114H103ZM128 111H130V110H128ZM134 111V110H133ZM137 111V110H136ZM139 111V110H138ZM47 113V117H46V120L44 119V116H45V114ZM53 112H55V110L53 111ZM99 112H102V113H100V115H99ZM126 113V115H127V111H125ZM130 112H132V111H130ZM229 112H231L230 114H229ZM58 113V112H57ZM62 113V112H61ZM115 113V115H113ZM215 113V112H214ZM31 114V115H30ZM37 114H39L38 115V117L36 116ZM51 113H49V115H50ZM59 114V113H58ZM62 114H64V113H62ZM103 114V115H102ZM124 114V115H125ZM133 114H136V112L135 113H133ZM132 114V115H133ZM123 115V116H124ZM129 116L131 115V114H128ZM31 116L34 118L35 117V120H36V117L39 119H37L38 120V123H40V124H38L37 122H36V124H38L37 125V127L40 129V131L38 130V128H37V132L38 133H36L35 132V130H34V126H33V123L31 122ZM53 116V114L50 116V118ZM56 116V115H55ZM67 116V115H66ZM70 116H71V114H69V119H70ZM74 116H75V114H74ZM101 116L104 118V119H101ZM123 116H121L122 118H123ZM57 117H59V116H57ZM62 117V116H61ZM65 117V116H64ZM63 117V118H64ZM72 117H73V115H72ZM71 117V118H72ZM97 117H98V119H97ZM99 117H100V120H99ZM116 117H117V119H116ZM125 117H128V116H125ZM132 117V116H131ZM134 115H133V117H132V119L134 120ZM32 118V119H33ZM62 118V119H63ZM66 118V117H65ZM75 118V117H74ZM78 118H79V116H78ZM55 119V118H54ZM54 119H52V120H54ZM73 119V118H72ZM76 119V118H75ZM75 119H73L74 121H75ZM93 119V120H92ZM137 119H139V117H137ZM136 119V120H137ZM36 120V121H37ZM58 120H59V118H58ZM64 120V119H63ZM63 120H62V122H63ZM78 120V119H77ZM102 120H104L103 122H105V123H102L101 121ZM113 120V122H115ZM127 120H131V119H127ZM147 120V119H146ZM34 121V120H33ZM47 122V123H45V122ZM122 122L123 121H126L124 118H123V120H121ZM55 122V121H54ZM57 122V121H56ZM60 122V121H59ZM90 122V121H89ZM109 122V123H108ZM140 122V121H139ZM142 122V121H141ZM119 123H121V122H119ZM128 123H130V121L129 122H127V125H129ZM144 123V122H143ZM146 123L147 124H149L150 125V123H148V120L146 121ZM146 123H144L143 125H147ZM58 124V123H57ZM100 124H102L101 126H100ZM114 124V123H113ZM125 124H126V122H125ZM135 124H137V121H136V123ZM168 123H166L165 122V126L167 127V128H169V126L167 125ZM127 125H126V127H127ZM149 125L147 126V127H149ZM104 126V127H103ZM134 126V125H133ZM164 126V125H163ZM162 126V127H163ZM101 127H103V128H101ZM141 127H143V126H141ZM98 128H101V129H98ZM135 128H137L136 126H135ZM139 128V127H138ZM164 128V129H163ZM161 130H166L167 128H165V127H163ZM95 129H97V131H95ZM105 129V128H104ZM131 129V128H130ZM129 129V130H130ZM133 129V128H132ZM143 129V128H142ZM141 128H139L138 130H136V129H134L135 130V132L134 131H128V133H130V132H134L135 134H137V135H139L140 133H142V131L145 133V129H143L142 130ZM141 130V131H140ZM160 130V131H161ZM168 130H170V128L168 129ZM104 131V130H103ZM103 131H100L99 133H100V135H98L97 134V136H96V134H95V136L93 137V140L92 139H87L88 140V142L90 141V143L93 141H95V142H98V141H96L97 139L98 140H101V138L99 139L98 137H102L101 136V133H103ZM138 131V132H137ZM171 131V130H170ZM170 131H168L169 133H171V135H170V137L172 138V136H173V133L172 132H170ZM47 132V131H46ZM137 132V133H136ZM140 132V133H139ZM44 133V134H43ZM127 133V134H128ZM63 134V133H62ZM86 134V135H85ZM175 135V134H174ZM69 136H71V138L69 137ZM92 136V135H91ZM128 136H129V134H128ZM133 136V138H134V134L132 135ZM131 136V137H132ZM176 136V135H175ZM46 137V138H45ZM68 137L70 138V139H72V140H74V139H76V137H78V138H80L79 136H76L75 134H71V135H68ZM130 137V136H129ZM128 137V138H129ZM55 138V139H56ZM67 138V137H66ZM74 138V139H73ZM92 138V137H91ZM173 138H174V136H173ZM238 138L239 139H242L243 141H245V144H246V146L252 151V149H257V148H263L264 147V132L263 133H255V132H253L250 128H248V127H245V128H243L242 129V131L239 133V135H237L236 137H235V139L236 140H238ZM68 139V138H67ZM69 139V140H70ZM48 140V141H47ZM231 139H228V147L227 148H229V149H235L234 148V146L236 145H230V143L231 144H233V142H231L230 141ZM57 141H59V142H57ZM172 141V140H171ZM173 141H175V142H177L176 141V138L173 140ZM172 141V142H173ZM60 142V143H61ZM92 142V143H93ZM174 142V143H175ZM57 143V144H56ZM63 143V142H62ZM126 144V143H125ZM129 144V143H128ZM131 144V143H130ZM129 144V146H131ZM173 144V143H172ZM128 145H125V147L123 148L124 149V151L122 152V155L124 156V155H126L127 153H128V150H125V149H127V147H129ZM173 146V145H172ZM159 148H160V150L163 152V154H166L167 153V150L170 148V141H169V139L167 138V136H165L162 140H161V142H160V144H159ZM129 149V148H128ZM131 149H129V151H130ZM133 150V149H132ZM131 150V151H132ZM51 151H52V149H51ZM235 151V150H234ZM126 153V154H123V153ZM52 153H54V151H52ZM138 153V152H137ZM76 153H74V154H70L71 156L72 155H74L75 157H77L76 155H75ZM96 154H98L97 152H96ZM104 155H107V153H103ZM109 154H111L110 152H109ZM140 154V153H139ZM161 154V153H160ZM160 154H157L158 155V158L157 159H159L160 157H159V155ZM163 154H161V155H163ZM58 155V154H57ZM60 155V154H59ZM58 155V156H59ZM92 155H95V154H93L92 153ZM129 156L131 155V154H128ZM132 155H133V157H134V155H136L135 153L133 154V152H132ZM131 155V156H132ZM62 156V155H61ZM101 156H103V155H101ZM100 156V157H101ZM109 155H107V157H108ZM130 156V158H132ZM154 156H156V155H153L152 154V156H149L148 158H150V159H152V158H155V159H153V160H156V157H154ZM252 156V155H251ZM251 156L249 155L248 156V158H250V160L252 159L251 158ZM73 157V156H72ZM95 157V156H94ZM94 157H92L91 158V162H94V160L97 158V160H95L96 162L98 161V157H96V158H94ZM104 157V159H105V156H103ZM110 157V156H109ZM126 157L128 158V156L126 155ZM126 157H125V159H126ZM111 158H113V156L111 155ZM130 158H128V159H126L127 161L128 160H131ZM136 158V160H137V158H141V156L139 155V157H135ZM143 158H145V157H143ZM142 158V160H144ZM147 158V159H148ZM162 158V157H161ZM160 158V159H161ZM165 158H169L168 156L167 157H165ZM165 158H163L162 159V161H164V163H165ZM85 159H87V157H85ZM101 159V158H100ZM145 159V161H143V162H146V161H148V163H145V164H147V165H149V166H154V165H156V164H154V165H152V161L153 160H151L150 161V159ZM89 161H90V159H88ZM102 160V159H101ZM136 160H134V161H136ZM247 160V159H246ZM89 161H87L88 162V164L89 163H91V162H89ZM104 161V160H103ZM103 161H98L99 163H97V165L98 164H100L101 162L103 163ZM158 161V160H157ZM156 161V162H157ZM162 161H160L161 163H163ZM96 162H94V164H96ZM132 162H133V160H132ZM131 161H130V163H132ZM137 162V161H136ZM155 162V161H154ZM153 162V163H154ZM155 162V163H156ZM246 162V161H245ZM248 162V161H247ZM246 162V163H247ZM251 162H252V160H251ZM250 162V163H251ZM101 163V164H102ZM130 163H128V165L130 166ZM135 163V162H134ZM140 163V162H139ZM88 164H87V166H88ZM92 164V163H91ZM92 165V166H94L93 168H95L96 167V165ZM100 164V165H101ZM137 163H135V165H136ZM151 164V165H150ZM249 164V163H248ZM132 165L134 166V164L132 163ZM92 166L90 167L91 168V171L93 170V168H92ZM140 166H141V169L143 168V171H142V174L139 172V171H137V174L135 173V174H133V175H137V176H139V174H141V176L143 175V173H147L146 172V170L144 171V167H145V165L142 167V163L140 164ZM149 166H147V167H149ZM135 167H137V166H135ZM147 167H145L146 169H147ZM166 167H168V166H166ZM46 168V169H45ZM89 168V167H88ZM87 168V169H88ZM139 168V167H138ZM38 169H41V170H38ZM137 169V168H136ZM151 169V168H150ZM150 169H149V171H150ZM175 169V168H174ZM37 170V171H36ZM43 170H44V172H45V174H41V173H44L43 172ZM88 170H90V169H88ZM152 170H153V168H152ZM178 170V169H177ZM131 171V170H130ZM141 171V170H140ZM166 171V170H165ZM174 171V170H173ZM15 172H19V174L17 175ZM21 172V173H20ZM36 172V173H35ZM133 172V171H132ZM135 172V171H134ZM151 173H152V171H150ZM153 172H154V170H153ZM41 174L40 175V177H39V175H37V174ZM20 174H21V176H20ZM132 175V174H131ZM131 175H129V176H131ZM140 176V177H141ZM144 176V175H143ZM145 176H147V175H145ZM144 176V177H145ZM148 176H150V174H149V172H148ZM147 176V177H148ZM153 176V175H152ZM33 178V180L36 182L38 179L37 178ZM43 177V178H42ZM139 177V178H140ZM72 178H75V177H72ZM124 178V177H123ZM25 179V181L29 184V182L31 181V179L30 180H28V178L26 179V178H24ZM45 179V178H44ZM79 179V178H78ZM135 179H138L137 177H135V178H131V180L132 181H134ZM151 179H153V178H151ZM150 179V180H151ZM157 179V178H156ZM19 180V181H18ZM22 180V179H21ZM74 180H76V178L75 179H73V181ZM123 180V179H122ZM125 180V179H124ZM16 181H18V182H16ZM57 181V180H56ZM71 181V180H70ZM78 181V180H77ZM34 182V183H35ZM39 182V181H38ZM38 182L36 183V184H38ZM54 182V181H53ZM58 182V181H57ZM63 182V181H62ZM72 182V181H71ZM152 182V181H151ZM240 182V181H239ZM22 183L24 184V185H22ZM31 183V182H30ZM33 183V182H32ZM39 183H42V182H39ZM59 183V182H58ZM64 183V182H63ZM216 183V182H215ZM45 184V183H44ZM56 184V182L53 184V185H55ZM60 184V186H59V188L61 187V183H59ZM132 184H135V183H132ZM149 184H150V182H149ZM163 184V183H162ZM16 185V186H15ZM19 185L21 186V187H19ZM40 185H42V184H40ZM39 185V186H40ZM47 185V184H46ZM50 185V184H49ZM145 185V184H144ZM32 186V185H31ZM30 186V187H31ZM38 186V185H37ZM44 187H45V185H43ZM51 186L52 185H50L49 187L51 188ZM63 186H65V185H63ZM77 186V185H76ZM133 187L132 188H136V187H134L135 185H132ZM150 186H152L151 184H150ZM163 186H164V184H163ZM165 186H166V184H165ZM41 187V186H40ZM53 187V186H52ZM56 187V186H55ZM131 187V186H130ZM159 187V186H158ZM156 188L155 186L153 187L152 186V188L150 189L149 188V186L148 187H146V188H144V190L142 191V193H141V191L139 192V193H141V197L140 198H142V200L141 199H139V198H137V199H139V200H141V202L143 201L144 203H146V205L145 206H143V208H145L146 207V210H150V208H152L153 209V211H154V214H153V216H151L150 214H149V212H148V215H147V221L148 220H153V219H157V218H164V219H166V220H170L169 222H170V231L168 232V235H169V237L170 238H172L173 240H174V242H177V241H175L176 239H177V236L178 235H182L183 236V234H184V230H185V233H188L187 231H186V226L188 225L187 223H189V225H190V219H188V220H185L184 222L182 221V220H184V219H179V217L178 218H176V216L174 217L173 216V214L174 213H172V214H170L171 212H172V210L174 209V212H176V210H175V207L173 208V209H171L170 211L168 210V208L167 207H169L170 208V205L168 204V203H166V204H168L169 206H167V207H165V202H164V200H162V199H160L159 198V195L160 194H162V192L164 191H162V192H160V191H158L159 190V188ZM15 188H16V190H15ZM33 189H34V187H32ZM35 188H38V187H35ZM50 188H49V190H50ZM163 188V187H162ZM27 189V188H26ZM52 189H54V188H52ZM52 189H51V191H52ZM58 189V188H57ZM57 189L55 188V190L57 191ZM164 189V188H163ZM166 189V188H165ZM168 189V188H167ZM176 189V188H175ZM258 189V188H257ZM260 189V188H259ZM23 190H25V191H23ZM35 190V189H34ZM55 190H53L54 192H55ZM162 190V189H161ZM30 191H31V189H30ZM29 191V193L31 194V195H34L33 194V192L34 191H31L30 192ZM36 191V190H35ZM39 191H42L41 190V188H40V190ZM38 191V192H39ZM44 191H45V189H44ZM132 191V190H131ZM130 191V192H131ZM165 191H167V190H165ZM164 191V194H166V192ZM219 191H221V190H219ZM223 191L224 190H222V192L221 193H223ZM228 191V190H227ZM226 191V193H230L229 191L227 192ZM248 191H250V190H248ZM257 190H255V192H256ZM37 192V193H38ZM47 192V191H46ZM54 192H52V193H54ZM58 192H60V190H58ZM129 192V191H128ZM129 192V193H130ZM136 192V191H135ZM134 192V193H135ZM138 192V191H137ZM176 192V191H175ZM253 191H251V193H252ZM40 193V192H39ZM42 193H44L43 191H42ZM41 193V194H42ZM51 193V192H50ZM177 193H179L178 191H177ZM181 193V192H180ZM246 193H247V191H246ZM251 193H249V194H251ZM18 194H20V192H18ZM28 194V192H26V195ZM29 194V196H31ZM49 194V191H48V193H47V195ZM136 194V193H135ZM224 194V193H223ZM223 194H222V196H223ZM239 194H241V193H239ZM249 194L247 193V195L249 196ZM257 194V193H256ZM25 195V196H26ZM39 195V194H38ZM46 195V194H45ZM50 195V194H49ZM54 195V194H53ZM182 195V194H181ZM232 194H230V196H231ZM244 195V194H243ZM246 195V194H245ZM262 195V194H261ZM18 196V195H17ZM16 196V197H17ZM21 196V194H20V196H19V198H21L22 197ZM24 196V197H25ZM29 196H26V198L27 197H29ZM35 196H36V193H35ZM42 196V195H41ZM43 196H44V194H43ZM42 196V197H43ZM52 196V195H51ZM55 196V195H54ZM165 196V195H164ZM242 195H239V197H241ZM256 196V195H255ZM263 196V195H262ZM23 197V200H22V198H21V200L20 199H18V197H17V199L19 200V201H21V204H23L24 202V199L27 201V199L26 198H24ZM45 197V196H44ZM44 197H43V199H44ZM177 197V196H176ZM180 197V196H179ZM184 197V196H183ZM229 197V196H228ZM33 198V197H32ZM39 197H37L36 199H38ZM47 198V197H46ZM51 198V197H50ZM52 198H53V196H52ZM51 198V199H52ZM134 198V197H133ZM181 198V197H180ZM195 198V197H194ZM243 198V197H242ZM250 198V197H249ZM248 198V199H249ZM35 199V197L32 199L33 201L34 200H36ZM54 199V198H53ZM226 198H224L223 200H225ZM241 199V198H240ZM240 199H238L239 201H240ZM246 199V198H245ZM251 199H253V198H251ZM39 200H41V199H39ZM45 201H43V202H45L46 203V200L47 199H44ZM108 200H110V199H108ZM129 200V199H128ZM130 200H132V199H130ZM184 200V199H183ZM254 200V199H253ZM255 200H257V199H255ZM33 201H31L32 202V204H31V202L29 203L30 205H32V206H34L35 204L33 203ZM237 201V200H236ZM244 201V200H243ZM248 201V200H247ZM261 201V200H260ZM28 202V201H27ZM37 202H38V200H37ZM43 202H41V203H43ZM130 201H128V203H129ZM132 202V201H131ZM138 202H140V201H138ZM173 202V201H172ZM190 202V201H189ZM193 202V201H192ZM224 202V204L226 203V201H223ZM245 203H246V201H244ZM243 202V205H242V203H241V205H242V207H245L244 205H245V203ZM256 202V201H255ZM262 202V201H261ZM39 203H40V201H39ZM103 203V202H102ZM102 203H101V205H102ZM112 203V202H111ZM134 203V202H133ZM132 203V207H133V204ZM170 203V202H169ZM176 203V202H175ZM183 203V202H182ZM251 203H253V202H251ZM251 203L250 202H248V203H246V204H249V205H247L245 208L246 209H249L250 210V212H251V210H252V212H253V210H254V208L253 209H250V207L252 206L251 205ZM18 203L16 202V205H17ZM130 204V203H129ZM140 204V203H139ZM176 204H179V203H176ZM175 204V205H176ZM194 204V203H193ZM237 204H238V202H237ZM240 204V203H239ZM238 204V205H239ZM255 204H257V202L255 203ZM19 205H20V202H19ZM18 205V206H19ZM27 205V204H26ZM36 205H37V203H36ZM38 205H40V204H38ZM141 206H142V204H140ZM173 206H174V204H172ZM171 205V206H172ZM181 205H183V204H181ZM251 205V206H250ZM258 205H260V204H258ZM264 205V204H263ZM23 206V205H22ZM29 206V205H28ZM111 206V205H110ZM119 206H120V204H119ZM254 207H255V205H253ZM26 207V206H25ZM40 207V206H39ZM45 207V206H44ZM98 207V206H97ZM123 207H125V206H123ZM127 207V206H126ZM176 207H178V206H176ZM180 207V206H179ZM247 207H249V208H247ZM29 208V207H28ZM34 208V207H33ZM99 208V207H98ZM115 208V207H114ZM120 208V207H119ZM142 208V210H145V209H143ZM182 208V207H181ZM187 208V207H186ZM239 208H241L240 206H239ZM263 208V207H262ZM21 209V208H20ZM23 209V208H22ZM26 209V208H25ZM30 209V208H29ZM94 209H96V208H94ZM101 209V208H100ZM134 209H136V208H134ZM133 209V210H134ZM139 209V208H138ZM137 209V210H138ZM255 209H257V208H255ZM17 210V209H16ZM31 210V209H30ZM41 210H44L43 208H41ZM112 210V209H111ZM132 210V209H131ZM133 210H132V212H133ZM137 210H136V212H137ZM168 210V211H167ZM178 210H180L179 208H178ZM240 210V213H238V214H236V215H238V217H236V218H238V219H235V217L233 216V215H235V214H233L232 212H230V214L229 213H226V215L227 214H229L230 215V217L229 216H226L225 214H224V216H222L223 218L225 217V220H227L226 219V217H229V219L231 218V220H230V222H229V219H228V222H229V224L230 223H233L234 222V224H232V229H231V227L229 228V227H227L229 224L226 222V221H224V219H222L221 217V221H223L224 223L226 222V224H228V225H224V224H222V226L221 225H219V223H217L218 225H219V227L216 225V223L213 225L212 224V226H213V228L215 227V225H216V229L217 228H219V229H221V228H224V231H223V233H222V235H220V236H222L223 237V240L225 241V239H228L227 241L228 242H231L229 245L226 243L227 241H225L224 243H226L228 246V248L226 249V246H225V248H223L224 247V243L222 242V244H221V251H211V248L212 247H208L207 248V246H208V244H210V243H208L212 238L211 237H213V239H214V241L212 240V242L214 243L215 242V240H216V236L217 235H219V233H218V231H217V233H216V235H213L212 236V232L210 233V231H208V230H210V229H208L209 227H210V222H209V224L207 225L206 224V227L208 226V230L205 232L204 230H206L204 227H201L200 229H198V231H203V233H204V236H202L203 235V233H200L199 234V236H197V237H203V239H199V242H197L196 244L194 243L195 241L194 240H196V239H198V238H195L196 237V235H198V233H196V231L197 230H195L197 227H198V225L197 224H199V223H197V219L196 220H193L192 222H195L194 224H193V228H195V229H193L192 228V223H191V228L193 229H191L190 228V226L188 227V228H190L194 233H192V234H194L195 235V237L194 236H192V234L190 235L192 238H194V239H190L189 238V236H188V240H187V243H188V241H189V239H190V243H191V241H194L193 242V244H195L194 245V247H191L189 244V246L191 247H189L191 250L193 249V255H195V256H193V258H194V260H195V264H197L196 262H200V263H202V264H207V263H209V261L211 262L212 260H215V258H218L219 256H221L222 258H224L225 260H228V254H233V253H236V252H238L240 249H238V247L240 246V244H238L239 246H237V244L236 243H238V242H240V241H237V242H235L234 241V239L236 238V236L238 235L237 233L240 231V232H242V230H240L239 228V226H243V225H241V221L242 222H244L243 221V219L241 220V216L243 215V211H241V210H243L242 208L241 209H239ZM245 210V209H244ZM152 210H150V212H151ZM20 212H21V210H20ZM27 214H28V216L30 215L29 213V210H27ZM120 212H121V209H120ZM129 212H130V210H129ZM140 212V211H139ZM170 212V213H169ZM250 212H247V213H250ZM251 212V213H252ZM255 212H256V210H255ZM261 212H262V210H261ZM19 213V212H18ZM26 213V212H25ZM60 213V212H59ZM114 213V212H113ZM124 213V212H123ZM127 213V212H126ZM138 213V212H137ZM232 213V214H231ZM236 213V212H235ZM244 213H246V212H244ZM254 213V212H253ZM54 214V213H53ZM71 214V213H70ZM134 214V216L133 217H135V215H137V214H135V212L133 213ZM176 214V213H175ZM240 214V215H239ZM255 214V213H254ZM24 215V213H22V216ZM34 215H35V212H34ZM231 215L233 216V218L231 217ZM251 215V214H250ZM22 216H21V218H22ZM27 216V217H28ZM110 216V215H109ZM122 216H124V215H122ZM138 216V215H137ZM252 217L253 216H255L256 217V215H251ZM258 216V215H257ZM32 217H33V215H32ZM53 217H55L54 215H53ZM62 217V216H61ZM128 217H129V215H128ZM244 217V216H243ZM245 217H246V215H245ZM259 217V216H258ZM257 217V218H258ZM262 217V216H261ZM26 218V217H25ZM29 218V217H28ZM27 218V219H28ZM45 218V217H44ZM60 218V217H59ZM67 218V217H66ZM115 218V217H114ZM118 218V217H117ZM125 218V217H124ZM127 218V217H126ZM182 218V217H181ZM211 218V217H210ZM254 218V217H253ZM264 218V217H263ZM23 219V218H22ZM21 219V221L23 222V220ZM26 219V220H27ZM29 219H32V218H29ZM45 219H47V218H45ZM45 219H43V220H45ZM65 219V218H64ZM130 219H132V218H130ZM214 219H215V217H214ZM259 219H260V217H259ZM18 220V219H17ZM25 220V221H26ZM38 220V219H37ZM62 220H63V218H62ZM113 220V219H112ZM124 220V219H123ZM133 220V219H132ZM138 220H140L139 218L137 219V221ZM210 220H212V219H210ZM255 220H257V219H255ZM262 220V219H261ZM20 220H18L17 222H19ZM21 221H20V223H21ZM29 221V220H28ZM64 221V220H63ZM136 221V218L134 219V221H133V223L134 224H136L135 222H137ZM215 221V220H214ZM220 221V222H221ZM233 221V222H232ZM237 221V222H236ZM264 221V220H263ZM106 222H107V220H106ZM126 222H127V220H126ZM132 222V221H131ZM208 222V221H207ZM212 222V221H211ZM240 224H239V223ZM251 222V221H250ZM257 222H259V220L258 221H256V223ZM43 222H41V224H42ZM45 223H47V222H45ZM108 223V222H107ZM140 223V225H144L143 223H141V222H137V224H139ZM213 223V222H212ZM252 223V222H251ZM19 224V223H18ZM23 224H24V222H23ZM116 224V223H115ZM187 224V225H186ZM235 224H237V225H239V226H235ZM249 222H248V226H249ZM253 224H254V222H253ZM258 224V223H257ZM257 224H255V225H257ZM259 224H261V222L259 223ZM262 224H264V222H262ZM261 224V225H262ZM21 225V224H20ZM27 225V223L25 224V226ZM109 225V224H108ZM197 225V226H196ZM223 225L225 226V227H223ZM234 225V226H233ZM246 225V224H245ZM247 225H246V228H247ZM252 225V224H251ZM19 226V225H18ZM24 226V227H25ZM122 226V225H121ZM131 226H132V224H131ZM135 225H133V227H134ZM137 226V225H136ZM196 226V227H195ZM212 226H211V229H212ZM258 226V225H257ZM264 225H262L261 227H263ZM23 227V226H22ZM23 227V228H24ZM229 228L228 229V231H231V230H233L232 232H228V233H226L227 232V229H226V232H225V228ZM234 227V228H233ZM239 227V228H238ZM243 227H245V226H243ZM242 227V228H243ZM256 227V226H255ZM260 227V226H259ZM23 228H21V229H23ZM30 229V228H29ZM43 229V228H42ZM41 229V230H42ZM110 229H112V228H110ZM184 229V230H183ZM190 229H188V230H190ZM202 229H204V230H202ZM215 229V228H214ZM215 229V230H216ZM235 229H239V230H237V231H235ZM27 230V229H26ZM115 230V229H114ZM195 230V231H194ZM215 230H213V232L215 231ZM31 231V230H30ZM29 231V232H30ZM243 231H246V230H243ZM23 232V231H22ZM25 232V231H24ZM43 232H44V230H43ZM122 232H123V234H121V236L122 235H124L126 232H124L123 230H122ZM191 232V231H190ZM216 232V231H215ZM236 232V233H235ZM247 232V231H246ZM27 233V232H26ZM37 233L39 234V236H40V233L37 231ZM119 233H121V232H119ZM228 234V235H226V234ZM230 233V234H229ZM236 234V235H232V234ZM245 232H242V238H243V234H244ZM24 234V233H23ZM22 234V235H23ZM214 234V233H213ZM223 234H224V236H223ZM18 235V234H17ZM20 235V234H19ZM18 235V236H19ZM31 235V234H30ZM230 235V236H229ZM232 235V236H231ZM264 235V234H263ZM121 236H120V238H121ZM211 236V237H210ZM28 237H30V236H28ZM72 237V236H71ZM70 237V238H71ZM201 237V238H202ZM215 237V238H214ZM225 237V238H224ZM227 237V238H226ZM235 237V238H234ZM239 237H241V236H238V238ZM259 237H261L262 238V235L261 236H259ZM19 237H17V239H18ZM69 238V237H68ZM120 238L118 237V239H119V242H122V244H125V237L123 238L122 237V240H120ZM142 238L144 239V237L142 236ZM229 238H233L232 240H233V242H232V240L231 239H229ZM242 238H241V240H242ZM260 238V239H261ZM264 238V237H263ZM240 239V238H239ZM238 239V240H239ZM244 239V238H243ZM22 240V239H21ZM86 240H89L88 238H86ZM90 240H92V239H90ZM170 240V239H169ZM229 240H231V241H229ZM264 240V239H263ZM67 241H70L69 239H67ZM72 241V240H71ZM85 241V240H84ZM260 241H262V240H260ZM95 242V241H94ZM171 242V241H170ZM212 242H211V245H213L212 244ZM235 242V243H234ZM255 242V241H254ZM263 242V241H262ZM20 243V242H19ZM25 243V242H24ZM28 243V242H27ZM29 243H31V242H29ZM70 243V242H69ZM88 243V242H87ZM90 243V242H89ZM93 243V242H92ZM217 243V242H216ZM216 243H214V245L216 244ZM240 243H243V242H240ZM257 243H259V242H256L255 243V245H257ZM33 244V243H32ZM31 244V245H32ZM94 244V243H93ZM192 244V245H193ZM224 244V245H223ZM232 244H234V246L236 247V251H235V248H234V246L232 245ZM261 244V243H260ZM259 244V245H260ZM263 244V243H262ZM261 244V245H262ZM22 245V244H21ZM24 245V247H26L25 245L26 244H23ZM28 245V244H27ZM92 245V244H91ZM211 245H209V246H211ZM254 245V246H255ZM259 245L256 247V248H260L259 247ZM41 246V245H40ZM43 246V245H42ZM94 246V245H93ZM19 247V246H18ZM17 247V248H18ZM23 247V248H24ZM240 247H243V245L241 244V246ZM263 247H264V245H263ZM263 247H261L262 248V250H263ZM30 248H31V246L29 247V250H30ZM37 248V247H36ZM208 250H207V249ZM27 249V248H26ZM31 249H33V248H31ZM209 249H210V251H209ZM238 249V250H237ZM242 249V248H241ZM19 250H21V249H19ZM28 250V249H27ZM45 250V249H44ZM207 250V251H206ZM261 250V249H260ZM22 251V250H21ZM32 251H34V250H32ZM39 251H41L40 250V248H39ZM159 250H157L156 252H158ZM208 251H209V256L210 257H208ZM258 251H259V249H258ZM26 252V251H25ZM29 252V251H28ZM160 252V251H159ZM261 252V251H260ZM259 252V253H260ZM264 252V251H263ZM22 253V252H21ZM21 253H20V255H21ZM42 253H43V251H42ZM169 252H167V254H168ZM23 254V253H22ZM35 254V253H34ZM39 254V253H38ZM17 255H19V254H17ZM30 255H33L32 254V252H31V254ZM30 255H28V256H30ZM40 255V254H39ZM39 255H37V256H39ZM42 256H44V254H41ZM260 255V254H259ZM261 255H263V254H261ZM22 256V255H21ZM27 256V255H26ZM27 256V257H28ZM35 256V255H34ZM257 256H258V252H257ZM255 257V258H260L261 259V257L259 256V257ZM157 256H153L152 257V259L153 258H156ZM17 258H18V256H17ZM35 258H36V256H35ZM210 258V259H209ZM25 259V258H24ZM27 259V258H26ZM25 259V260H26ZM32 259V258H31ZM92 259V260H91ZM90 260H89V262L91 263L94 259L97 261V262H99V261H101L96 255H94L93 256V258H91ZM219 260H220V258H218ZM260 259H256L257 261L258 260H260ZM20 260H22V264L24 263L23 261V258L22 259H20ZM19 260V261H20ZM35 260V259H34ZM37 260V259H36ZM193 260V261H194ZM255 260V261H256ZM16 261V262H15ZM27 261V260H26ZM31 261H33V260H31ZM95 261V264L97 263ZM261 261H263V260H261ZM27 262H29V260L27 261ZM94 262V261H93ZM204 262V263H203ZM26 263V262H25ZM30 264L32 263V262H29ZM36 262H34V264H35ZM89 263V264H90ZM257 262H255L254 264H256ZM260 262L258 261V263L257 264H259ZM264 263V262H263ZM263 263H261V264H263ZM18 264V263H17ZM21 264V263H20ZM94 264V263H93ZM194 264V263H193Z\"/></svg>","mask_w":264,"mask_h":264},{"label":"crops","instance_id":"3","mask_svg":"<svg viewBox=\"0 0 264 264\" xmlns=\"http://www.w3.org/2000/svg\"><path fill=\"white\" fill-rule=\"evenodd\" d=\"M240 36L244 39L246 48L250 51L253 57L256 58L259 67L260 74L255 78H252L249 82L245 84V88L249 95L252 97L256 96L255 90L261 88L264 92V17L246 23L240 28ZM247 42V43H246ZM154 46V47H153ZM157 51V48L154 44L149 46V54L140 59L141 66L145 67L148 72L154 73V61L153 55ZM257 82V83H256ZM166 108L163 106H158L154 109V115L157 121H164L167 117ZM235 127L228 129L225 133L226 136L230 135L235 137L239 135L243 128L248 127L255 133L264 132V108L257 110L252 113H248L243 116L236 117ZM160 124V123H155ZM139 147L141 150L145 151V154L150 153L151 147L150 143H140ZM150 210H152L150 212ZM149 214L153 216L154 211L150 208ZM165 221H168L164 218H157L153 220H148L145 225H143V230L140 233V236L144 237V241L147 246H157L159 239L164 237L162 234L163 225L166 224ZM167 236V235H166ZM157 248L166 249L167 247L159 246ZM155 248V249H157ZM189 252L181 251L176 252L172 256L166 259L165 264H186V261L189 259Z\"/></svg>","mask_w":264,"mask_h":264}]
</instances>
